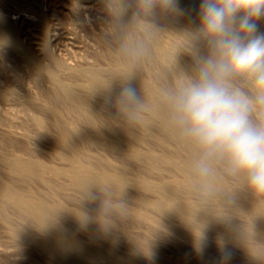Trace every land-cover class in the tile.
Instances as JSON below:
<instances>
[{
	"label": "rangeland",
	"instance_id": "1",
	"mask_svg": "<svg viewBox=\"0 0 264 264\" xmlns=\"http://www.w3.org/2000/svg\"><path fill=\"white\" fill-rule=\"evenodd\" d=\"M200 1L201 0H194V5L200 6ZM177 8H178V10L167 11V12L160 11L159 9H157L155 15L146 16L141 9L140 0H122V1L121 0H0V25L2 28H4V31H6L5 33L7 35H9L12 39V43H10L7 40H5L0 33V187L1 188L3 187V189L8 190L10 192L14 190L11 193L7 192L8 193L6 195L7 197L1 196V198H0V264H58L56 261H53V259L51 260V258H49V256H47V254H45V252L43 253V250L40 247H37V245H38L37 242H39L38 240H36L37 242L34 241L35 238L36 239L40 238L39 240H42L41 236L43 235V233L46 234L49 230V228L47 230L46 227L43 228L41 225L38 229V227H37V225L39 226V224H37L38 220L35 219V217H33L34 215L32 213H30V212L34 213L35 210H38L37 206L39 207L40 205H44V204H48V205L53 204L52 206L51 205H49V206L53 207L54 209L56 208V206L57 207L62 206L63 208H65V210H67L66 212H69V213L71 212V213H70V215L65 214L66 212L63 213L65 211L64 210L63 212H60V214H63V215L65 214L66 216L68 215L70 217H73L76 214H77V216H79L78 214L82 215V213H87V219H85V223H89V224L84 225L83 224L84 219L81 216L80 217L82 218V220L79 219V221H81L82 225L78 224V223H80V222H78V217H77V220H76V217H74L75 219L72 218V220H69V219H71L69 217V219H68L69 221H67L68 217L66 218V216L64 217L63 215H61L62 218H60L61 216H59V220H57V221L59 222L60 219H62L61 221L63 223V227L61 225V222L53 224V221H51L52 225L50 226L52 228V230H53L54 225H56V227L58 229H60L62 227V231L60 229L61 233L58 229L57 230L55 229L56 227H54V230L56 232H54L50 229L49 232L52 231V233L46 234V236L44 234L42 236L43 238L47 237L48 235L53 236V238H56L57 235L59 234L61 236L60 237L58 235L59 239H61L63 236V238H68L69 240H71L72 238L74 239V236L77 235L75 238L77 239V237H78V239H77L78 241L80 240V242H82L83 244L86 243L85 246H87L89 243H92L91 246H93L92 248L95 249L94 246L100 244V246H96V248L100 247V248L104 249L103 247L108 245V247L106 246V248H105L106 255L112 254L110 252H112L113 248L115 251V253L113 252V254H116V255L118 254V258H116L114 255H113L114 257L112 255H110L109 256L110 260H109V257L107 258L106 255H104V256L107 259L104 258L103 255H102L103 256L102 258H101V256H100V258H97L95 256L94 257L92 256L90 258L89 255H88L89 257H87L85 255L84 258H83V256L81 257L83 259H81L80 257H79L80 258L79 259L77 257L78 259L77 258H76V260L74 259L73 260L74 262H72V263L70 262L71 264H118L117 260L123 261L124 264L125 263L127 264V262H129L128 264H155V262H158L157 264H159V263L162 264V261H164V259L166 261L168 259V257L170 260L168 259V261L165 262L166 264H172V263L175 264V262H180L181 264L182 263H185V264L190 263L191 264V261H190L191 257H192V259H194V261L198 260L197 264H199V263H201V264H221V263L222 264H228V262H229V264H259V262H261V261H262L261 263L264 264V259L261 257L262 256L261 255L262 245L264 247V244H263L264 243V238H263L264 233H261V231L264 228V225L260 226L261 228L263 227L262 229L258 225H256V224H262L264 221L261 222L258 218V214H255L257 210L260 212V210H262L264 208V204H263L264 203L263 202L264 201V193H255L252 189H250L248 187V185L246 184L247 182H246L245 178H241V176H237L238 177L237 178L236 176L229 175L228 171H227L228 166L226 165V161H223V159H220L216 156L215 157L208 156L209 158L207 156L203 157L205 152L203 149H201V147L198 144L195 145L196 147L199 146L198 148H196V151L200 150L202 152L199 151L200 152L199 153L198 151L197 152L195 150L193 151V149L195 148L194 144H196V143L193 144V142H195V141L190 139V137H188L189 140H185L186 143L182 139L181 140L182 144H181L180 143L181 141L179 140L181 138L177 137L178 135L176 137L171 136V135H176L178 132H180V129H176V127L174 126V124H173L172 120L170 119V117L168 116V114L164 113L165 114V116H164V114L161 113L162 111L160 112V111L156 110V112L158 111V113H156V112H154L155 109H152L155 107L158 108V107H160V105H161V107H163L162 104H160L161 102L158 103L159 98H157V96H156L157 94H155V93H159V95L163 94L162 96H165V95H167L168 97L172 96L171 98L173 99L174 95L178 92V90L181 89L182 87H184L188 83V81L191 77H194L196 75L198 58L199 57H207L210 55V45L208 44L207 38L204 37L203 35L199 34V32H198L199 25H200V16H198L197 13H195L191 10L188 11L187 9L183 8L179 1H177ZM125 9H126V11H124ZM136 9H138V10H136ZM120 12H121V14H120ZM126 16H128V17H126ZM162 18H163V20H162ZM164 20H166V21H164ZM260 20H264V17H261ZM131 26L133 27V29L131 28ZM146 26H147V28H146ZM5 27L8 29V32H7ZM171 30L173 33L171 32ZM258 30H259V32L264 33L263 32L264 26L262 27V25H259ZM117 35H118V37H117ZM152 36L153 37L155 36L156 41L159 37L157 43L155 42V39ZM122 39H124V42ZM159 41H162V42H159ZM123 43H124V45H123ZM154 43H156V45H154ZM158 43H159V45H158ZM161 43H163V44H161ZM120 44H121V46H120ZM164 45H165V47H167V49H165V50L162 49V48H165V47H162ZM126 46H128L129 48ZM188 47H189V49H188ZM159 48L161 50H159ZM163 51H165V54L163 53ZM172 52L174 55L172 54ZM127 53L130 54L132 60L134 59L133 61L135 62V64H130V62H128L129 61V54H127ZM153 53H154V55H153ZM207 53H209V55ZM160 54H162V55H160ZM164 55H167V56L170 55V57L167 58V56L165 57ZM171 55L173 57H171ZM169 58H171V59H169ZM127 62H128V65L126 66ZM168 62H170L169 63L170 66H169ZM121 64H123V65H121ZM137 64L140 68L137 66ZM131 65L133 68L131 67ZM134 65L138 68H136ZM125 66L127 67L126 68L127 70L125 69ZM129 68H132V70ZM142 68H143V70H142ZM138 69H140V70H138ZM124 70L127 71V73H126L127 75H123V73H121V72H125ZM142 71H143V73H142ZM88 72H92V73L90 74ZM93 73L96 76V78L97 77H101V78L104 77L105 80L107 79V81H104V79H103V81H101L102 79L98 78V80L100 81L98 83L102 82L105 84V87L108 88V89H106V92L102 90L105 93L102 92L103 93L102 94L100 92L101 94H99L98 91L93 90L89 86V85L92 86V82H91V79L89 77H87V75L89 76V74L92 75ZM96 73L97 74L100 73V74L96 75ZM114 73L115 74L116 73L122 74L124 76V78L128 79V81H125L123 79V77H121L122 75H120V74L114 75ZM112 75H114V77H112ZM118 76L121 77L122 79H120ZM127 76H129V77L131 76V77L129 78ZM132 77H134L133 79H138L136 82L141 80L138 83L144 82L145 84H147L146 85L147 87H144L146 89L142 90V91H145L148 96L147 95L145 96V93L140 90L143 87H138V83H136L135 80L133 82V79H131ZM108 78L110 81H108ZM110 78L112 80H113V78H116V80L114 79V81H116L115 85H118L119 83L122 84L124 81H125V83H123V84H125V85L122 84L123 85L122 86L119 84L120 86H122L121 88H120V86H118L119 88L117 86L115 87V85L113 84V81ZM117 79H118V84H117ZM151 80H153V81H151ZM108 82L112 83L113 85L112 84L109 85ZM179 82L181 83V85ZM134 83L137 84V85L135 84V86H137V88H134L135 87ZM106 84H108L109 87H107L108 85L106 86ZM233 84L235 87L241 89L242 91L247 93L249 96L252 95V86H251V83L249 80H246L245 78H242V77H236L233 79ZM71 86H73L74 88ZM128 86L133 87L135 90L137 89L136 91H138V92L140 91L139 93L136 92V94L138 93L137 94V101L139 102V103L137 102L136 105L138 107H139V105H141V107L143 109L141 108V111H140V108L138 109V108L134 107V111L136 112V113H134L133 109H131V108H133V106H135V105H132V106H126L125 105L124 106L125 109H123V110L121 109L123 111L121 114V112H120L121 110L119 111V109L117 107H115V105H114L115 102H113V100L116 101V99H117L116 97L119 96L122 89L125 87H128ZM103 87H104V85H103ZM148 87H149V89H147ZM248 87L251 89H249ZM138 88H140V89H138ZM89 89H91V90H89ZM100 90H101V87H100ZM104 90H105V88H104ZM107 90H110L111 93H110V91L107 92ZM149 90H151L155 93H153ZM91 91L94 93L92 94ZM114 91H116L115 92L116 95L113 93ZM118 92H119V94L117 95ZM109 93L114 99L109 95ZM112 93H113V95H112ZM148 93H150V95L152 97L149 96ZM151 93H153L155 96L152 95ZM67 94H68V96H67ZM105 94H106L107 98L104 97ZM141 94L143 95L142 97L144 98V100L142 97H140ZM64 96H66V97H64ZM78 96L81 97V100H80L81 103H79V104H82L81 106H78L77 105L78 103L76 104V102L73 101V100H75L73 98H76V100H77ZM67 97H68V100H66ZM149 97L151 100L148 99ZM109 98L113 99L112 103L107 102V100ZM145 100L147 102L149 101L150 104L145 102ZM142 102H145L147 105H150V106L145 107L146 104L142 103ZM157 104H158V107H157ZM154 105H156V106L154 107ZM126 108H129V110L131 112L129 110H126ZM146 108H148V109H146ZM160 108H158V109L160 110ZM161 110H162V108H161ZM124 112H127V113L123 114ZM163 112H165L164 109H163ZM150 113H152L151 117H150V115H151ZM128 114L135 116L136 119H135V117L133 118V116H130ZM153 114H154V116H155V114H156V116H158L157 114H160V115L158 116V118L157 117L154 118ZM162 114L164 116V118H162L163 122L161 120ZM258 115L260 116L261 119H264V112L259 113ZM151 118L155 119V120L150 121ZM159 118L161 121L159 120ZM252 118H253V121L255 122L256 121V115H254ZM140 120L144 121L145 125L147 124L146 120L150 121V122H148V124L149 123H152V124H149V126L147 124L145 126L143 124V122L141 123ZM156 120H159L160 122H158ZM166 122H167V126L170 125V127L169 126L166 127L165 125H163ZM168 122H169V124H168ZM157 123H161V125L157 124ZM147 126L149 128L153 127L152 129H150L151 131L149 130V128ZM161 127H162V129H161ZM147 128H148V130H147ZM156 128L157 129L159 128V130H158L159 132H160V130L166 129L167 131L166 130L165 131L163 130L164 132L162 131L163 137L165 136L164 133L165 134L167 133L166 134V136L168 135L167 138L170 137V139H171V137H172L171 140L169 138L168 139L170 141H172V140L173 141L172 142H170L169 140L167 141L165 139L166 137H164V140H163L162 136L160 135L161 132L158 133ZM167 128H173L172 130L170 129V131H172V132L168 131L169 129H167ZM152 130H153V133H151ZM129 131H131V133H129ZM173 131H175L176 134H174ZM181 131H182V129H181ZM155 132L158 133V136H156L157 134ZM63 133H64V135H63ZM169 133H170V136H169ZM61 134H62V136H59ZM65 134L67 135L66 137L68 139L65 137ZM151 134H153V136L154 137L156 136V137L155 138L153 136L151 137ZM91 136H93V137H91ZM97 136L100 138H98ZM173 137H175V138H173ZM158 138L160 139L161 142L160 141L157 142ZM60 139L67 140L69 142L64 143V141H62ZM92 139L94 142L92 141ZM122 140H123V142H122ZM174 140L176 141V144H174L175 143ZM191 140L193 142H191ZM113 141L116 142L115 143L116 147L114 146ZM163 141H167V142L164 143ZM183 141H184V143H183ZM117 142H118V144H117ZM120 142H122V143H120ZM168 142H170V143H168ZM70 143H71V145H70ZM162 143H164V145ZM167 143L170 147L172 145V147H171L172 151H173V149H175V151L178 150V151H176V153L173 151L175 154H177L180 150V152L178 154H179V156L184 157V158H182L183 162L185 160L191 161L194 164L196 162V165H195L196 168L195 167L194 168L197 171L199 170L198 166H200L202 164V162L203 163H207V162L211 163L213 161L212 162L213 164L210 165V163H209V168L211 166V168L209 170L211 171L213 168H215L212 171L213 173H215L216 172L215 170L219 164V163L216 164V162L223 161V162H221L222 165L220 164L218 166L219 170L217 169V172L221 171L220 173L222 175H219V173L216 175V173H215L214 174L215 176L214 175L212 176L211 172L209 171L210 176H208L206 178H208V181L211 184H209L208 182L204 183V181L207 180L206 178L204 180L205 176H201L198 173L199 171L197 172L195 169H193V168L191 169L190 163H187V161H185V163L183 164L181 162V160H179V158L181 159V157H178L175 161V160H173L174 157L171 158V156L169 157V155L166 156L165 153L169 154L168 152H170V147L166 145ZM171 143H173L174 145ZM187 143L188 144L190 143V144L188 145ZM74 144H76V146H74L75 149L72 148L73 147L72 145H74ZM178 145H181V146H179L180 147L179 149H176ZM65 146H67V147H65ZM70 146H72V147H70ZM110 146H113L115 148H112ZM133 146H135V147H133ZM182 146H183V148H182ZM188 146H189V148H188ZM173 147H175V148H173ZM70 148H72V149L70 150ZM190 148H191V150L188 151V149H190ZM76 149H79L78 154L76 153L77 151H75ZM128 149H130V150H128ZM131 150H133V151L136 150V151L133 152ZM143 150H145V151H143ZM181 150H184L182 155H181V152H182ZM71 151L73 153L75 152L74 155ZM137 151L139 152L138 154H137ZM172 151L170 152V155L172 153V156H174L175 154L173 155ZM151 152H153L155 154L152 153V155H149V154H151ZM146 153H147V156L149 155L148 158L150 159V157L152 156L151 159L153 158V160L157 159L159 157V156H156L157 158H154L153 155H159L160 154L159 159L165 158L166 162L164 161V159L162 161H164L165 163H163L161 161V159L159 161L157 159V163H155L156 161H153L154 162V164H153L152 160L149 163V159L146 158L147 157ZM189 153H190V155H189ZM194 153L197 156H194L195 155ZM201 153L203 155H200ZM162 154H164V156H166V157H164ZM178 154H177V156H178ZM134 155L136 157H134ZM188 155L190 156V160L187 159V158H189ZM191 155H193L194 158L195 157L196 158L194 159L193 156H191ZM143 156H146V157H143ZM140 157L142 158V160H140L141 159ZM200 157H201V159H200ZM206 157L209 159V161L204 162L205 160H208V159H205ZM80 158H82V160ZM137 158H139V160ZM202 158H204V159H202ZM210 158H211V160H210ZM215 158H218V159L214 160ZM3 159H5V160H3ZM20 159H21L22 164H23V162L25 163L26 160H28V162H31V166H32V162L33 163L35 162L34 165H37V164L40 165L41 164L43 166L42 170H40L41 165L40 166L37 165V168L39 166L38 170H40L39 171L40 174H38L39 172L37 173L38 170H36L37 169L36 166H32V168H31L29 163H28V166H30L31 169L35 168L34 170L28 169L27 170L28 173L30 171L29 174L27 173L26 170H22L21 168H19L20 165L17 166V164H20V162H18ZM74 159H76V160H74ZM146 159H148V161H146ZM168 159L172 160V162L173 161H175V162L173 164H172V162H171V164H168L167 163V161H169ZM68 160H71V161H68ZM201 160H202V162H201ZM15 163H17V164H15ZM77 163L79 164V166H77L78 165ZM169 163H170V161H169ZM25 164L27 165V163H25ZM149 164H151V165L149 166ZM108 165L110 166V168ZM176 165L178 166V168ZM212 165H213V168H212ZM75 166L77 168L76 170H75ZM81 166H83V170H81L82 169ZM84 166H85L86 171L84 169ZM87 166H88V168H87ZM98 166H99V168H98ZM103 166H104V169H103ZM147 166H148V168H147ZM185 166H186V169H185ZM89 167L92 169V171H94L93 175H92V173H91V175H89L90 174L89 172L91 171V169H89ZM18 168L20 169V172H19ZM179 168H181L182 170H184V169L187 171L189 170V173L191 171V173H190L191 175H189V173L185 174L187 172V171L185 172V170L183 173V171H181V169H179ZM43 169H45V170L43 171ZM100 169H101V172H100ZM24 171H25V173H24ZM33 171H35V173H37V174H35ZM77 171H80V173L78 172V175H77V173L74 174V172H77ZM81 171H84V172H81ZM123 171H124V173H123ZM108 172H110V173H108ZM125 172H127L128 175ZM71 173H73L74 175L73 174L71 175ZM180 173H182V174H180ZM192 173H195L196 174V175L194 174L195 176H198L197 174H199V177L193 176ZM19 174H20V176H19ZM84 174L87 177V180H88L89 176H93L94 179L98 180L97 184H100V185H106L107 184L106 186H110L112 184L113 190H115L114 188H116V187H114L115 184L117 183L116 181H120V183H117L116 186L118 184L120 185L121 183L125 184L126 182H127V184H129V185L126 184L125 186L120 185L121 188H119V185H118L117 189H120L121 191L115 190V193L119 192L118 194L117 193L116 194L117 195L121 194V199L128 205L127 213L123 218L113 216L112 222L108 223V224H104V225H102L99 222V220H98L99 203H100L99 200L91 201V200H88L87 198H85L83 193H82L83 189L84 190L86 189L83 187V186H85V184L82 185V183L78 182V181L82 182L84 180L83 182L85 183L86 179L82 178L84 176ZM184 174H185V176H184ZM186 175H188V176H186ZM77 176H78V181H76V182L73 181V180L77 179ZM95 176H96V178H95ZM138 176H139V178H138ZM189 176L192 178L195 177L196 179L195 178H194V180L188 179ZM211 176L214 177L213 178L214 180H216V184L218 185V186L216 185L217 188L219 187L218 183H220V181L217 182L219 179L217 178L218 179L217 180L215 178L217 176H219V178L222 176L221 177L222 178L221 183H220L224 187V188L221 187V188H223V189H221L222 192L226 189V185L229 186V187L227 186V188H229V189H227L226 191H229V190L231 191V188H232L231 186L236 184V182H238L239 180L242 181L241 179H243V181H244V179H245V181H244L245 183L239 181V183L241 185L239 183H237V185H236V187L238 188V187H242V183H243V185L245 184L244 186L246 187V189L244 186L242 187L244 192L246 193L245 195L243 194V192H241L242 194L240 193L241 195L239 196V190H242V188H238L239 190H237V188L235 186H234L235 190L238 192V194H236L237 192L233 193L234 187L232 188L231 192L230 191L229 192L225 191V192L231 193V194L233 193V194H235V196L238 195V197H242L244 199V201H246V203L248 201H250L251 203L248 202V204L254 205V203L256 201L255 206L258 203V200L262 201L263 203L262 202H259V203H260V205H262L263 208L261 207L262 208L261 209L259 207L260 205H257L256 208L259 207L260 209L255 210V213H253L251 210H252V207H253V209H256V208H254L255 206L251 205L252 206L251 207L250 205L247 204L248 206L251 207V208L249 207L251 209L250 213L252 212L251 213L252 215L255 214V215H253L255 217H253L252 215L249 217L250 213L248 210V212H246V214L248 213L247 214L249 217V219H248V217L246 216V214L244 212L246 210L247 206L244 204L245 202L242 200V198H241L242 201H240L239 199H237L238 197L234 198L235 196L231 195V194H230L231 195V197H230L229 195L225 194V192H224L225 195H223V194L220 195V193H222V192H221V190L220 191L217 190L216 187H213V188L217 190V191L215 190L216 192H220L218 194L216 193L218 196L215 194V197L217 196L216 198H214L213 196L209 197L210 201L213 204L210 203L209 201H206L204 198H199L196 195L197 187L201 186V185L206 186V184L209 185V186L207 185L206 187H211L212 181H213V179H211L212 181L209 180V177L212 178ZM103 177H105L107 181L103 180ZM116 177L118 178V180H116L117 179ZM202 177H203V179H202ZM239 177L241 179H239ZM80 178H82V180ZM121 180L124 181L125 183L122 182ZM137 180H138V182H137ZM188 180H190L191 182ZM110 181H111V184L108 185V183H110ZM112 181L113 182L115 181V183H113ZM74 182L78 183L79 185H82V186L80 187L78 184H75ZM222 182L224 183L225 186L223 185ZM138 183L139 184L142 183V184L138 185ZM213 183L215 184L214 181H213ZM225 183H227V184H225ZM5 185L6 186L8 185L7 187H9V188H6ZM165 186H166V188H168V190L165 189ZM190 186H194V187L190 188ZM94 187H97L96 183H95ZM94 187H92V188H94ZM122 187H125V188H122ZM147 187H148V189H147ZM182 187L183 188L185 187L184 191L186 189L187 190L189 189L188 191H190V192H188L186 190L185 192L187 193V195H186V193H182L183 192V190H181ZM81 188H82V190H81ZM138 188H140V189L138 190ZM169 188H170V191H169ZM123 189H125V190H123ZM177 189L181 190V193L184 194V195H182L183 198L184 199L186 198V200L188 201L186 203L187 204L186 207L190 206L192 203L196 204L193 207H195V206L197 207L198 204H200V203H202V201H204L203 203L206 206H204L202 203L200 205V207L198 205V208H201V206L203 205L202 211H203V207H204L205 208L204 211L206 213L208 210H210V212L208 211L209 214L207 213L206 215L202 212L201 216L204 217V215H205L206 217H208L210 215L209 218L205 217V219H210V220H212L213 223L210 225L209 223H205L204 221L201 222L198 219V217H197L199 215L198 211H201V209L198 210V208H196L197 210H195V211H197L198 214H196L197 212L195 214L193 213L194 212L193 207H190V208H192V210L189 208L190 211L189 210L184 211V209H187L186 207L184 208L185 205L183 206V204H185L184 201H186V200H184L180 194H175V193H178L180 191V190L177 191ZM218 189H220V187ZM93 190H92V192H93ZM98 190H99V185L94 190L93 193H98L99 192ZM145 191H146V193H145ZM16 192L20 195H18ZM168 193H169V195H168ZM172 193H173V195H172ZM248 193L250 196L247 195ZM250 193H252V194H250ZM10 194L13 197H11ZM158 194H160V196ZM188 194H190L191 196L190 195L188 196ZM29 195H30V197H29ZM162 195H167V197H164V196L162 197ZM226 195L230 197L231 202L233 201L236 204V201L238 200V202H237L238 206L240 205V202H241V205H244L246 207H243V206L240 207L241 206L240 205L239 206L240 208L236 209V208H238L237 204H236V206H237L236 207L235 204L232 202L234 204L233 207L235 206V210H238V211H235L233 207H230V206H232V203H230L231 204L230 206H229V204H228V206L224 205L225 207L223 206V204L219 203L221 206H223V208H225L224 209L225 212H226V209L227 210L229 209L228 211L231 210V213H229L227 211L228 214L227 213H224V215L221 214L220 209L222 207L218 204V201L220 202L219 199L223 198ZM251 195L256 196L255 197L256 200L253 196L251 199ZM20 196H21V200L19 199ZM156 196L158 197V199ZM161 197L163 199L165 198L164 200H167L168 197L169 198L171 197L172 199L171 198L170 199L172 201H173V199L176 200L179 198L178 201L181 200L183 202V204H182V202L180 201L181 203L179 202L180 204H178V205L183 206L182 211L183 212L187 211V213L191 214L192 217L189 214H187L188 216H190L189 218L191 220H192V218H194L193 215L194 216L196 215L195 216L196 220L198 219L200 221V224L201 223L206 224V225H204L205 227L207 226L206 229L203 226V224L201 225V227H198V225H200L198 220L196 223L198 225H195V222H196L195 218H194L195 222L192 223L191 220L188 218V216H186L187 217L186 218L182 212L181 213L184 216L183 218H185V219H183L181 217L182 215L178 216V213L176 211H175L176 212L175 214L178 217L175 216V214L169 212V210H171V209L178 210L181 206H177V204H175V203H178L177 200L175 203H172V201L170 199H168L169 205L167 204V201L161 202L162 200L161 201L159 200V198L162 199ZM187 197H190L189 199L192 201L187 199ZM218 197H220V198L218 199ZM244 197L247 198L248 200L245 199ZM2 198H6L7 200H5V199L2 200ZM11 198H13V199L10 200ZM14 198L17 201H20L21 203L17 202L16 200L15 201L19 205L17 203H15ZM209 198L207 200H209ZM23 199H24V201L22 202ZM26 199L29 201H27ZM35 199H36L37 203H36ZM153 200L154 201L159 200L157 202V204H156V202L153 203V204H156V207L160 206L158 208L159 210L156 209V207L152 208L154 206L151 203V202H154ZM221 200H222L221 203L225 204V202H223L225 200V198H223ZM4 201H6V202H4ZM8 201H9V203H7ZM43 201H44V204H41V202L43 203ZM149 201H150V204H152L151 205L152 207L148 206V205H150V204H148ZM169 201H171V202H169ZM253 201H254V203H252ZM146 202H147V204H146ZM159 202L161 204L166 203V205L170 206L171 209L169 207L166 208L165 204H164L165 207L163 208V205H161ZM207 202H209V205ZM242 202H244V203H242ZM22 203H27V206H29L28 204H30V207H26V205L23 206L24 204H22ZM31 203L32 204L34 203L33 204L34 208L32 207L33 209H31V206H32ZM35 203L36 204L39 203V204L36 205ZM170 203L172 205H170ZM188 203H189V205H188ZM54 205H56V206H54ZM49 206L46 205L45 209L43 206H40L39 210L42 209V210L47 211V208L49 209ZM17 207H19V208H17ZM24 207L27 208L26 211L27 210L30 211V212L27 211L30 214H27L26 211L23 210ZM62 207H59L60 211L63 210ZM177 207H179V208L177 209ZM206 207L212 208V209L207 208L208 210H206ZM228 207H230L231 209ZM162 208L166 209V210H163ZM56 209H58V208H56ZM133 209L134 210L137 209V211H139V209H140V211H139L140 213H141V210H144L147 212L143 211V213H141L142 217L139 218V216H141L140 213L138 212L139 214H137L136 213L137 211H135V213H136L135 214L134 212H132V211H134ZM68 210H70V211H68ZM72 210H73V212H72ZM160 210L161 211L163 210V212L168 211L167 214L173 215V216L171 215V217H172V218L170 217L171 219L169 218L172 222L170 220L169 221H170V223H172L173 228H175L176 230L175 229L172 230L171 229L172 225L168 224L169 222H167V220H168L169 216L166 213L164 214L162 212L163 218H161L162 215L160 214L161 213ZM174 210H171V211H174ZM233 210H234V212H236L237 215L232 212ZM158 211H159V213H158ZM191 211H193L192 212L193 214L190 213ZM258 211H257V213H258ZM75 212H77V213L75 214ZM239 212L242 214L243 213L245 214V217H247L246 220H245L244 215H242V214L241 215L243 217L241 219V217H240L241 215L239 214ZM31 214L33 215L32 217L37 222L34 221L32 219V217H29V215L31 216ZM148 214L149 215L151 214L150 223L147 222L149 220V218H145V217H147L146 215H148ZM184 214H186V213H184ZM226 214L227 215L233 214L232 219L235 218L234 223H232L233 221L230 219L231 215H229V218H228V216H226V218L223 217ZM159 215H161V216L159 217ZM220 215H222V217ZM53 216L55 217L56 215H53ZM153 216L155 219H157V220L153 219L154 220L153 222L155 223V221H158L159 222L158 225H156L157 222L155 224L154 223L152 224L151 221H152ZM165 216L167 217V220H166V218H164ZM199 217H200V215H199ZM55 218L58 219L57 216ZM55 218L52 219L50 217V220L56 221ZM174 218H176V219H174ZM177 218H180V219H177ZM73 219L78 223H75V221ZM143 219H145V220L148 219V220L145 221ZM162 219H164V220H162ZM187 219L190 220L191 224H193L195 226L192 228V230L194 228L196 229L198 227L199 230H197V229L196 230L194 229V230L196 232L198 231L200 233L197 234V233H195L194 230L192 233V230H190L188 227L191 228L193 225L191 226L190 222H188L190 224V226H189V224L187 223V221H188ZM221 219H222V221L220 222ZM64 220H65V222H64ZM176 220L177 221L180 220L182 223L184 222V220H186L185 223H183V224L178 222L179 225L185 224L184 225L185 227L182 226L183 227L182 228L181 226H178V224L175 223ZM194 220H192V221H194ZM224 220H226V221L224 222ZM258 220L260 221V223ZM72 221L74 222V224ZM70 222H72V223H70ZM165 222H167V223H165ZM173 222L175 223V225L173 224ZM223 222L226 224L228 222L230 227L232 224H234V225H232L233 227H235V225H236V226H238V229L242 228V230H241L242 232L239 233L238 231H236L232 227V229H234V231L237 232L239 237H240L241 233L245 232L244 235L241 234L242 239L244 237L246 239L247 234H249L251 237L254 235H251L250 233H252V232H254L252 234L256 233L253 238L251 237L252 240L250 237L249 238L247 237V241H248V243L250 242L253 245V248L257 245L256 243L259 242L261 244V245L258 244V247L256 246L257 248H254V249H259V247L261 246L259 249V254H257L258 252L256 250L252 249L251 244L247 243L248 244V245L246 244L247 246L244 245L247 242V241H244V239L242 240V242L244 244H242V242L239 243V240L241 238L237 239L238 235H236L237 237H235L236 233L232 229H230L229 233H227L228 235H226V232H223V230L228 232V229L230 227L227 225L226 226L229 228H227L225 225L223 226L222 225ZM93 223H94V225H93ZM59 224L61 227L59 226ZM167 224H168V226L170 225V227H168ZM71 225H74V227ZM77 225H79V226H77ZM96 225H97V227H96ZM64 226H66V228L70 227L72 229L71 232L65 231L66 228ZM176 226L179 227V230H180V228L183 229V230H181L182 232H180L176 228ZM41 227H42V229H44V230L46 229L47 231L40 229ZM163 227L167 228V230L166 229L164 230ZM223 227H225V228H223ZM184 228H186L187 230H190V231L189 232H187V231L183 232L184 230H186ZM90 230L93 233H91ZM207 230H210L211 235H213V236H210V234H209L210 231H207ZM231 230L234 233L230 232ZM245 230L247 232L249 231L250 233H247ZM259 230H260V232H259ZM22 231H25L27 236H28L27 231L29 233H31L29 235V237L31 236L30 237L31 240H27V239L23 238ZM64 231L66 233V234L64 233L66 235V237H64V234H63ZM165 231H167V232H165ZM178 231H179V234H175V233H178ZM25 232H23V233L25 234ZM72 232L74 233L73 237L71 236L73 234ZM212 232H214V233L212 234ZM257 232L262 234L263 237L260 236L262 240L260 239V237L256 238V236L258 235ZM262 232H264V231H262ZM13 233H16V234H13ZM17 233H19L20 235H17ZM55 233H56V235H55ZM67 233H68V235L70 234V236L72 238L69 237L67 235ZM230 233H232L234 235V237H228L231 235ZM51 234H53V235H51ZM199 234H201V235H199ZM217 238H218V241H215V239H217ZM133 239L137 240L134 242V244H132L134 241ZM32 241L35 243H33ZM78 241H76V242H78ZM104 241H105V243H104L105 245L103 244ZM138 241L140 243H145L146 245L141 244V246H142L141 247L140 243ZM80 242H78V243H80ZM108 242L111 243V246L114 243L113 247L112 248L110 247L111 249H108L109 248ZM136 242H138V244ZM220 242H222V243H220ZM106 243H108V244H106ZM101 244H103V246H101ZM135 245H136V247H135ZM137 245H139L140 247H137ZM143 245H145V247ZM249 245H251L250 248H249ZM147 246H148V250L150 251V253L148 250H146L145 251L146 255L148 253L149 254H148V256H145V255L143 256V254H145V253L143 252V254H142V251H144V248H147ZM136 248L137 249L139 248V250L141 248L143 250L142 251L140 250V253L139 252L137 253ZM198 248L200 251L198 250L199 253H198V255L195 256L194 253H197V251H195V249L197 250ZM106 249H107V251H106ZM108 251H110V252H108ZM262 251H264V249ZM105 252H104V254H105ZM107 252H108V254H107ZM184 253H185V255H188V256H186V259L184 261H187L190 258L188 260L189 263H186L184 261L183 262L180 261V260H183L185 258ZM199 254L201 257L199 256ZM249 254H250V256H249ZM255 254H257V255H255ZM193 255L195 257H197V256L198 257L195 259V257ZM246 255H247V258L249 256V259H250L251 255L254 256L253 259L251 257L252 263H248L249 259L245 258ZM120 256H122L121 259H119ZM159 256H161V257H159ZM162 256L164 259H162ZM164 256H166L167 258ZM175 256L180 257V259L176 258V261L174 260V262H173V259H175L173 257H175ZM85 257H87V258L85 259ZM111 257L115 259L114 262L112 261ZM199 257H200V260H202L204 263H202L201 261L199 262ZM181 258H183V259H181ZM203 258H205L206 260ZM256 258H260V259L256 260ZM178 259H179V261H177ZM77 260H78V262H77ZM125 260H127V261L125 262ZM160 260H162V261H160ZM253 260H255V261H253ZM165 263H163V264H165ZM195 263L196 262H194V264Z\"/></svg>",
	"mask_w": 264,
	"mask_h": 264
},
{
	"label": "clouds",
	"instance_id": "2",
	"mask_svg": "<svg viewBox=\"0 0 264 264\" xmlns=\"http://www.w3.org/2000/svg\"><path fill=\"white\" fill-rule=\"evenodd\" d=\"M143 13L153 16L156 10H178L177 0H140ZM198 32L207 38L210 55L199 57L196 75L173 97L177 120L185 134L194 140L206 156L226 161L228 174L243 176L255 193H264V33L256 23L264 17V0H201ZM249 80L252 95L237 88L233 79ZM112 103L111 99L107 100ZM137 103L136 90L122 89L115 101L118 109ZM256 115V121L253 116ZM207 176L206 164L199 167ZM91 201L99 200V222L123 218L128 205L110 186L99 185L93 193L83 192ZM214 188L198 186L196 195L214 196ZM231 203L225 197V206ZM87 219V213H82Z\"/></svg>",
	"mask_w": 264,
	"mask_h": 264
},
{
	"label": "bare ground",
	"instance_id": "3",
	"mask_svg": "<svg viewBox=\"0 0 264 264\" xmlns=\"http://www.w3.org/2000/svg\"><path fill=\"white\" fill-rule=\"evenodd\" d=\"M121 1H122V0H121ZM177 1H179V2L181 3V5H182L183 8L187 9L188 11L191 10V11L197 13L198 16H199V7H200V6H199V5H194V0H177ZM126 2H127V1H126ZM130 2H131V1H130ZM133 2H134V1H133ZM195 2H196V1H195ZM136 3H137V2H136ZM200 3H201V1H200ZM125 4H126V3H125ZM134 4H135V3H134ZM138 5H139V4H138ZM115 7H116V6H115ZM124 7H125V6H124ZM127 7H128V6H127ZM128 8H129V7H128ZM134 8H135V7H134ZM138 8H139V7H138ZM119 9H120V8H119ZM129 9H130V8H129ZM136 10H138V9H136ZM139 10H140V9H139ZM124 11H126V9H125ZM188 11H187V12H188ZM191 11H190V12H191ZM128 12H129V11H128ZM125 13H126V12H125ZM115 14H116V13H115ZM117 14H118V13H117ZM120 14H121V12H120ZM126 14H127V13H126ZM132 14H133V13H132ZM132 14H131V15H132ZM189 14H190V13H189ZM122 16H123V15H122ZM196 16H197V15H196ZM126 17H128V16H126ZM112 18H113V17H112ZM116 18H117V17H116ZM117 19H118V18H117ZM119 19H120V18H119ZM198 19H199V18H198ZM162 20H163V18H162ZM115 21H116V20H115ZM130 21H131V20H130ZM164 21H166V20H164ZM143 22H144V21H143ZM116 23H117V22H116ZM131 23H132V22H131ZM196 23H197V22H196ZM256 23H257L258 27H259V25H262V27L264 26V20H260V19H259V20L256 21ZM118 24H119V23H118ZM143 24H144V23H143ZM197 25H198V24H197ZM4 26H5V25H4ZM123 26H124V25H123ZM121 27H122V26H121ZM143 27H144V26H143ZM5 28H6V27H5ZM131 28L133 29L132 26H131ZM146 28H147V26H146ZM172 28H173V27H172ZM259 29H260V28H259ZM0 30H1L0 33H1V35L3 36V38H4L5 40H7L8 42L12 43V39H11V37L5 33L6 31H4V28H2L1 25H0ZM6 30H7V32H8V29H7V28H6ZM123 30H124V29H123ZM142 30H143V29H142ZM144 30H145V29H144ZM173 30H174V29H173ZM135 31H136V30H135ZM137 31H138V30H137ZM150 31H151V30H150ZM158 31H159V30H158ZM166 31H167V30H166ZM258 31H259V30H258ZM144 32H145V31H144ZM144 32H143V33H144ZM171 32H172V30H171ZM177 32H178V31H177ZM263 32H264V30H263ZM172 33H173V32H172ZM11 34H12V33H11ZM121 34H122V33H121ZM177 34H178V33H177ZM126 35H127V34H126ZM142 36H143V35H142ZM155 36H156V35H155ZM155 36H154V37L152 36V37L155 39ZM168 36H169V35H168ZM171 36H172V35H171ZM13 37H14V36H13ZM117 37H118V35H117ZM120 37H121V36H120ZM145 37H146V36H145ZM148 37H149V36H148ZM180 37H181V36H180ZM156 38H157V37H156ZM181 38H182V37H181ZM126 39H127V38H126ZM147 39H148V38H147ZM158 39H159V37H158ZM158 39H157V41H156V39H155V42H156V43L158 42ZM164 39H165V38H164ZM175 39H176V38H175ZM178 39H179V38H178ZM14 40H15V39H14ZM122 40H123V42H124V39H122ZM169 40H170V39H169ZM118 41H119V40H118ZM149 41H150V40H149ZM189 41H190V40H189ZM119 42H120V41H119ZM126 42H127V41H126ZM159 42H162V41H159ZM180 42H181V41H180ZM13 43H14V42H13ZM15 43H16V42H15ZM156 43H154V45H156ZM161 44H163V43H161ZM167 44H168V43H167ZM118 45H119V44H118ZM123 45H124V43H123ZM158 45H159V43H158ZM195 45H196V44H195ZM120 46H121V44H120ZM145 46H146V45H145ZM148 46H149V45H148ZM160 46H161V45H160ZM19 47H20V46H19ZM126 47H128V46H126ZM157 47H158V46H157ZM162 47H165V45L162 46ZM200 47H201V46H200ZM120 48H121V47H120ZM128 48H129V47H128ZM147 48H148V47H147ZM162 49L165 50V49H167V47L162 48ZM188 49H189V47H188ZM128 50H129V49H128ZM154 50H155V49H154ZM159 50H161V49L159 48ZM155 51H156V50H155ZM190 51H191V50H190ZM194 51H195V50H194ZM126 52H127V51H126ZM170 52H171V51H170ZM176 52H177V51H176ZM163 53L165 54V51H163ZM122 54H123V53H122ZM127 54H129V53H127ZM168 54H169V53H168ZM172 54H173V52H172ZM195 54H196V53H195ZM207 54L209 55V53H207ZM153 55H154V53H153ZM156 55H157V54H156ZM160 55H162V54H160ZM173 55H174V54H173ZM158 56H159V55H158ZM164 56L166 57L167 55H164ZM164 56H163V57H164ZM156 57H157V56H156ZM156 57H155V58H156ZM168 57H170V55H168L167 58H168ZM171 57H173V56L171 55ZM174 57H175V56H174ZM192 58H193V57H192ZM169 59H171V58H169ZM169 59H168V60H169ZM133 60H134V59H133ZM133 60H132V58H131V56H130V54H129V61H128V62H130V64H135V62H134ZM166 60H167V59H166ZM122 62H123V61H122ZM128 62H127V64H126V66L128 65ZM157 63H158V62H157ZM162 63H163V62H162ZM169 63H170V62H168V64H169ZM121 65H123V64H121ZM158 65H159V64H158ZM126 66H125V69L127 68ZM129 66H130V65H129ZM134 66H135V65H134ZM137 66H138V64H137ZM169 66H170V64H169ZM178 66H179V65H178ZM131 67H132V65H131ZM135 67H136V66H135ZM135 67H134V68H135ZM138 67H139V66H138ZM138 67H136V68H138ZM173 67H174V66H173ZM190 67H191V66H190ZM132 68H133V67H132ZM132 68H129V69L132 70ZM139 68H140V67H139ZM114 69H115V68H114ZM121 70H122V69H121ZM126 70H127V69H126ZM126 70H124L125 72H121V73H123V75H127V74H126V73H127ZM138 70H140V69H138ZM142 70H143V68H142ZM171 70H172V69H171ZM173 70H174V69H173ZM87 71H88V70H87ZM95 71H96V70H95ZM137 72H138V71H137ZM146 72H147V71H146ZM146 72H145V73H146ZM182 72H183V71H182ZM48 73H49V72H48ZM88 73L91 74L92 72H88ZM100 73H101V72H100ZM100 73H98V74L96 73V75H99ZM111 73H112V72H111ZM124 73H125V74H124ZM135 73H136V72H135ZM142 73H143V71H142ZM142 73H141V74H142ZM84 74H85V73H84ZM90 74H89V76L87 75V77H89V78L91 79L92 86H91V85H89V86H90L93 90L98 91L99 94H101L103 91L106 92V89H108V88L105 87V84L102 83V82H101V83H98V82H100V81L98 80V78H101V77H97V78H96V76L94 75V73H93L92 75H90ZM117 74H118V73H116V74L114 73V75H117ZM119 74H120V73H119ZM119 74H118V75H119ZM184 74H185V73H184ZM114 75H112V77H114ZM120 75H122V74H120ZM123 75H122L121 77H123V79H124L125 81H128V79L124 78ZM128 75H129V74H128ZM132 75H133V74H132ZM180 75H181V74H180ZM142 76H143V75H142ZM173 76H174V75H173ZM85 77H86V76H85ZM118 77H119V76H118ZM121 77H119V78L122 79ZM127 77H129V76H127ZM130 77H131V76H130ZM130 77H129V78H130ZM89 78H88V79H89ZM133 78H134V77H132L131 79H133ZM140 78H141V77H140ZM191 78H192V77H191ZM101 79H102L101 81H103V79H104V81H107V79L105 80L104 77L101 78ZM110 79H111V78H110ZM114 79L116 80V78H113V80H112V79H111V80L113 81V84L115 85V82H116V81H114ZM174 79H175V78H174ZM134 80H135V82H136L138 79H133V82H134ZM139 80H140V79H139ZM142 80H143V79H142ZM55 81H56V80H55ZM108 81H110L109 78H108ZM112 81H111V82H112ZM120 81H121V80H120ZM120 81H119V82H120ZM125 81H124L123 83H125ZM140 81H141V80H140ZM140 81H138V82H140ZM151 81H153V80H151ZM138 82H136V83H138ZM105 83H106V82H105ZM108 83H109V82H108ZM123 83H122V84H123ZM136 83H134V86H135ZM179 83H180V82H179ZM65 84H66V83H65ZM110 84H112V83H109V85H110ZM113 84H112V85H113ZM117 84H118V79H117ZM119 84H120V83H119ZM119 84H118V85H115V87H116V86L118 87V86L122 85V84H120V85H119ZM176 84H177V83H176ZM184 84H185V83H184ZM63 85H64V84H63ZM87 85H88V84H87ZM101 85H102V86H101ZM103 85H104V87H103ZM107 85H108V84H106V86H107ZM109 85H108L107 87H109ZM112 85H111V86H112ZM123 85H125V84H123ZM123 85H122V86H123ZM136 85H137V84H136ZM146 85H147V84H145L144 82H143V83H138V87H143V88H144V87H147ZM180 85H181V83H180ZM89 86H88V87H89ZM122 86H120V88H121ZM153 86H154V85H153ZM156 86H157V85H156ZM158 86H159V85H158ZM60 87H61V86H60ZM66 87H67V86H66ZM71 87H73V86H71ZM100 87H101V90H100ZM102 87H103V88H102ZM64 88H65V87H64ZM73 88H74V87H73ZM104 88H105V90H104ZM118 88H119V87H118ZM134 88H137V86H135ZM143 88H141V89L138 88V89H140L141 91L146 89V88H144V89H143ZM248 88H249V87H248ZM87 89H88V88H87ZM147 89H149V87H148ZM244 89H245V88H244ZM249 89H251V88H249ZM66 90H67V89H66ZM89 90H91V89H89ZM99 90H100V91H99ZM102 90H103V91H102ZM112 90H113V89H112ZM136 90H137V89H136ZM157 90H158V89H157ZM109 91H110V90H107V92H109ZM146 91H147V90H146ZM149 91H151V90H149ZM91 92H92V91H91ZM100 92H101V93H100ZM105 92H103V93H105ZM115 92H116V91H114L113 93L115 94ZM136 92H138V91H136ZM139 92H140V91H139ZM139 92H138V93H139ZM142 92L145 93V96L147 95L145 91H142ZM142 92H141V93H142ZM151 92H153V91H151ZM64 93H65V92H64ZM64 93H63V94H64ZM93 93H94V92H92V94H93ZM103 93H102V94H103ZM110 93H111V91H110ZM110 93H109V95H110ZM113 93H112V95H113ZM138 93H137V94H138ZM153 93H155V92H153ZM153 93H151V94L154 95ZM78 94H79V93H78ZM81 94H82V93H81ZM118 94H119V92L117 93V95H118ZM148 94H149V96H151L150 93H148ZM155 94H157L156 96H157V98H159L158 103L161 102L160 104H162L163 107H161V105H160V107L162 108V110H161V108L158 107V104H157V107L160 108V110H159L158 108L155 107L156 105H154L155 108H152V109H155L154 112H156V110H158V111H160V112L162 111L161 113H163V114H164V113H165V114H168V116H169L170 119L172 120V122H173L174 126L176 127V129H180V132H178L177 134L175 133V131H173V133L176 134V135H171V136H175V137H176V136L178 135L177 137L181 138V139H179L180 141H181L182 139H183L184 141H185V140H189L188 136H187V135L185 134V132H184L183 127L179 124V122H178V120H177V114H176V111H175V108H174V105H173V99L171 98L172 96H171V97H170V96L168 97L167 95L162 96L163 94L159 95V93H155ZM76 95H77V94H76ZM115 95H116V94H115ZM119 95H120V94H119ZM67 96H68V94H67ZM96 96H97V95H96ZM110 96H111V95H110ZM142 96H143V95L141 94L140 97H142ZM147 96H148V95H147ZM154 96H155V95H154ZM64 97H66V96H64ZM87 97H88V96H87ZM104 97H106V94H105ZM111 97H112V96H111ZM151 97H152V96H151ZM70 98H71V97H70ZM77 98H78L77 100H76V98H73V99H75V100H73V101H75L76 104L78 103V104H77L78 106H81L82 104H79V103H81V101H80V100H81V97L78 96ZM79 98H80V99H79ZM106 98H107V97H106ZM112 98H113V97H112ZM116 98H117V97H116ZM116 98H115V99H116ZM142 98H143V97H142ZM157 98H156V99H157ZM64 99H65V98H64ZM113 99H114V98H113ZM113 99H111V101H112ZM148 99L151 100L150 97H149ZM66 100H68V97L66 98ZM143 100H144V98H143ZM153 100H154V99H153ZM141 101H142V100H141ZM113 102H115V100H113ZM137 102H138V101H137ZM145 102H147V101L145 100ZM145 102H142V103H145ZM151 102H152V101H151ZM82 103H83V102H82ZM138 103H139V102H138ZM147 103L150 104L149 101H148ZM152 103H153V102H152ZM152 103H151V104H152ZM84 104H85V103H84ZM145 104H146V103H145ZM114 105H115V103H114ZM138 105H139V104H138ZM142 105H143V104H142ZM78 106H77V107H78ZM126 106H127V105H126ZM143 106H144V105H143ZM146 106H150V105H147V104H146L145 107H146ZM84 107H85V106H84ZM115 107H116V106H115ZM134 107H136V108H138V109L140 108V111H141V108H142L141 105H139V107H138V106L135 104V106H133V108H131V109H133V111H134ZM136 108H135V109H136ZM86 109H87V108H86ZM121 109L123 110V109H125V108L123 107V108H121ZM121 109H119V111H120ZM142 109H143V108H142ZM146 109H148V108H146ZM146 109H145V110H146ZM163 109H164L165 112H163ZM78 110H79V109H78ZM80 110H81V109H80ZM122 110L120 111L121 114H122V112H123ZM126 110H129V108H126ZM136 110H137V109H136ZM115 111H116V110H115ZM124 111H125V110H124ZM129 111H130V110H129ZM133 111H132V112H133ZM148 111H149V110H148ZM158 111H157L156 113H158ZM84 112H85V111H84ZM130 112H131V111H130ZM152 112H153V111H152ZM126 113H127V112H124L123 114H126ZM134 113H136V112L134 111ZM134 113H133V114H134ZM131 114H132V113H131ZM131 114H128V115L133 116V115H131ZM147 114H148V113H147ZM150 114H151V115H150ZM150 114H149V115H150V117H151V116H152V113H150ZM163 114H162V116H163ZM165 114H164V116H165ZM149 115H148V116H149ZM157 115L159 116L160 114H157ZM87 116H88V115H87ZM158 116H156V114H155V116H154V114H153V117H154V118H155V117L158 118ZM162 116H161V120H162V118H164V116H163V117H162ZM134 117H135V116H133V118H134ZM153 117H152V118H153ZM89 118H90V117H89ZM152 118H151L150 121L155 120V119H152ZM165 118H166V117H165ZM131 119H132V118H131ZM131 119H130V120H131ZM135 119H136V117H135ZM135 119H134V120H135ZM159 120H160V118H159ZM159 120H156V121L160 122L161 120H160V121H159ZM164 120H165V119H164ZM140 121H141V120H140ZM150 121H149V120H148V121L146 120L147 124H148V122H150ZM165 121H166V120H165ZM133 122H134V121H133ZM142 122H143V124L145 125L144 121H141V123H142ZM162 122H163V120H162ZM90 123H91V122H90ZM95 123H96V122H95ZM137 123H138V122H137ZM139 123H140V122H139ZM141 123H140V124H141ZM87 124H88V123H87ZM143 124H142V125H143ZM147 124H146V125H147ZM149 124H152V123H149ZM149 124H148V126H149ZM157 124H160V125H161V123H157ZM168 124H169V122H168ZM88 125H89V124H88ZM146 125H145V126H146ZM163 125H165L166 127H168V126L170 127V125L167 126V122H166L165 124H163ZM148 126H147V127H148ZM165 126H164V127H165ZM120 127H121V126H120ZM142 127H143V126H142ZM158 127H159V126H158ZM172 127H173V126H172ZM74 128H75V127H74ZM110 128H111V127H110ZM144 128H145V127H144ZM148 128H149V127H148ZM148 128H147V130H148ZM152 128H153V127H150L149 130L152 129ZM154 128H155V127H154ZM125 129H126V128H125ZM156 129H157V128H156ZM161 129H162V127H161ZM167 129H169L168 131H170V129L172 130L173 128H167ZM181 129H182V131H181ZM128 130H129V129H128ZM153 130H154V129H153ZM153 130H152L151 133H153ZM158 130H159V128L157 129V131H158ZM163 130L165 131L166 129H163ZM163 130H160L161 133L158 131V133H160V135L162 136L163 140H164V137H166L165 139L168 141V140L170 139V137H168L169 139L167 138V136H168V135L166 136L167 133H166V134L164 133L165 136L163 137V132H164ZM150 131H151V130H150ZM154 131H155V130H154ZM157 131H156V132H157ZM162 131H163V132H162ZM166 131H167V130H166ZM64 132H65V131H64ZM156 132H155V133H156ZM170 132H172V131H170ZM95 133H96V132H95ZM129 133H131V131H129ZM129 133H128V134H129ZM158 133H156V134H157L156 136H158ZM124 134H125V133H124ZM63 135H64V133H63ZM154 135H155V134H154ZM160 135H159V136H160ZM59 136H62V134L59 135ZM66 136H67V135L65 134V137H66ZM68 136H69V135H68ZM129 136H130V135H129ZM149 136H150V135H149ZM152 136H153V134H151V137H152ZM156 136H155V137H156ZM169 136H170V133H169ZM91 137H93V136H91ZM97 137H98V136H97ZM153 137H154V136H153ZM155 137H154V138H155ZM175 137H173V138H175ZM62 138H63V137H62ZM66 138H67V137H66ZM66 138H65V139H66ZM95 138H96V137H95ZM98 138H100V137H98ZM159 138H160V137H159ZM159 138H158V141H157V142L160 141L161 138H160V139H159ZM67 139H68V138H67ZM93 139H94V138H93ZM93 139H92V141H93ZM96 139H97V138H96ZM120 139H121V138H120ZM123 139H124V138H123ZM171 139H172V137H171ZM171 139H170V140H171ZM177 139H178V138H177ZM190 139H191V138H190ZM60 140L64 141V143H65V142H69V141H67V140H63V139H60ZM69 140H70V139H69ZM83 140H84V139H83ZM101 140H102V139H101ZM108 140H109V139H108ZM113 140H114V139H113ZM127 140H128V139H127ZM170 140H169V141H170ZM175 140H176V139H175ZM175 140H174V141H175ZM97 141H98V140H97ZM119 141H120V140H119ZM167 141H163V142L165 143V142H167ZM172 141H173V140H172ZM172 141H170V142H172ZM177 141H178V140H177ZM180 141H179V142H180ZM184 141H183V143H184ZM193 141H194V140H193ZM193 141L191 140V142H193ZM73 142H74V141H73ZM93 142H94V141H93ZM107 142H108V141H107ZM113 142H114V141H113ZM122 142H123V140H122ZM122 142H120V143H122ZM160 142H161V141H160ZM170 142H168V143H170ZM179 142H178V143H179ZM188 142H189V141H188ZM102 143H103V142H102ZM111 143H112V142H111ZM115 143H116V142H114V146L116 147ZM120 143H119V144H120ZM164 143H162V144L164 145ZM168 143L166 144L167 146H169ZM173 143H174V142H173ZM173 143H171V144H173ZM178 143H177V144H178ZM180 143L182 144V141H181ZM180 143H179V144H180ZM185 143H186V141H185ZM194 143H196V142H193V144H194ZM96 144H97V143H96ZM107 144H108V143H107ZM117 144H118V142H117ZM171 144H170V145H171ZM174 144H176V141H175ZM174 144H173V145H174ZM187 144H188V143H187ZM189 144H190V143H189ZM189 144H188V145H189ZM65 145H66V144H65ZM70 145H71V143H70ZM109 145H110V144H109ZM112 145H113V144H112ZM166 145H165V146H166ZM195 145H197V143L194 144V146H195ZM72 146H73V147H72ZM72 146H70V147L74 148V146H76V144H74V145H72ZM97 146H98V145H97ZM123 146H124V145H123ZM125 146H126V145H125ZM128 146H129V145H128ZM179 146H181V145H178L176 149H179V148H180ZM65 147H67V146H65ZM77 147H78V146H77ZM102 147H103V146H102ZM108 147H109V146H108ZM110 147L115 148V147H113V146H110ZM133 147H135V146H133ZM137 147H138V146H137ZM169 147H170V146H169ZM171 147H172V145H171ZM171 147H170V152L172 151V150H171ZM190 147H191V146H190ZM192 147H193V146H192ZM198 147H199V146H197V147L195 146V148L193 147V148H194L193 151H194V150L196 151V148H198ZM72 148H70V150H71ZM106 148H107V147H106ZM118 148H119V147H118ZM118 148H117V149H118ZM124 148H125V147H124ZM126 148H127V147H126ZM130 148H131V147H130ZM173 148H175V147H173ZM182 148H183V146H182ZM188 148H189V146H188ZM74 149H75V148H74ZM74 149H73V150H74ZM103 149H104V148H103ZM108 149H109V148H108ZM110 149H111V148H110ZM122 149H123V148H122ZM166 149H167V148H166ZM201 149H202V148H201ZM120 150H121V149H120ZM123 150H124V149H123ZM128 150H130V149H128ZM141 150H142V149H141ZM189 150H191V148L188 149V151H189ZM75 151H77L76 153L78 154L79 149H76ZM80 151H81V150H80ZM131 151H133V150H131ZM135 151H136V150H135ZM135 151H133V152H135ZM143 151H145V150H143ZM173 151L176 153V151H178V150L175 151V149H173ZM173 151H172V152H173ZM181 151H182V152H181V155H182L184 150H181ZM197 151H198V150H197ZM197 151H196V152H197ZM199 151H200V150H199ZM199 151H198V152H199ZM67 152H68V151H67ZM71 152H72V151H71ZM170 152H168L169 154L165 153L166 156L169 155V157L171 156V158H172V157L175 158V157L177 156V154L180 152V150H179V152H178L177 154H175V153L173 152V155L175 154L176 156H175V155L172 156V153H171V155H170ZM185 152H186V151H185ZM200 152H202V151H200ZM200 152H199V153H200ZM72 153H73V152H72ZM74 153H75V152H74ZM74 153H73V155H74ZM138 153H139V152L137 151V154H138ZM152 153H153V152H151V154H149V155H152ZM199 153H198V154H199ZM65 154H66V153H65ZM77 154H76V155H77ZM153 154H155V153H153ZM192 154H193V153H192ZM194 154H195V153H194ZM129 155H130V154H129ZM142 155H143V154H142ZM142 155H141V156H142ZM149 155H148V156H149ZM162 155L164 156V154H162ZM189 155H190V153H189ZM189 155H188L189 158H187L188 160H190V156H189ZM200 155H203V154L201 153ZM200 155H199V156H200ZM78 156H79V155H78ZM146 156H147V153H146ZM146 156H143V157H146ZM148 156H147L146 158H148ZM156 156H159V157H160V154H159V155H153L154 158H157ZM163 156H162V157H163ZM166 156H164V157H166ZM191 156H193V155H191ZM194 156H197V155L195 154ZM194 156H193V158H194ZM205 156H206V155H205V153H204V156H203V157H205ZM62 157H63V156H62ZM68 157H69V156H68ZM68 157H67V158H68ZM134 157H136V156L134 155ZM138 157H139V156H138ZM151 157H152V156H151ZM151 157H150V159L148 158V159H149V163H150L151 160H152V162H153V161H156L155 163H157V159H158V161H159L160 159H161V161L164 159V161L166 162L165 158H160V159H159V157H158L157 159H154V160H153V158L151 159ZM178 157H181V156H179V154H178V156H177L175 159L173 158V160L176 161V159H177ZM201 157H202V156H201ZM201 157H200V159H201ZM207 157H208V156H207ZM207 157H206L205 159H208V158H209V157H208V158H207ZM210 157H215V156H210ZM18 158H19V157H18ZM18 158H17V159H18ZM69 158H70V157H69ZM69 158H68V159H69ZM78 158H79V157H78ZM140 158H141V157H140ZM167 158H168V157H167ZM171 158H170V159H171ZM182 158H184V157H181V159L179 158V160H181V162L184 164L185 161H187V160H185V161L183 162V161H182ZM195 158H196V157H195ZM195 158H194V159H195ZM198 158H199V157H198ZM218 158H219V157H218ZM218 158H215L214 160H216V159H218ZM21 159H22V158H21ZM21 159H20L19 161L17 160L18 162H20V164H17V163H15V164H17V166L20 165L19 168H21L22 170H26V171H27L28 169H31L32 166H36V168H37V165H39V164L34 165L35 162H34V163L32 162V166H31V162H28V160L25 161L24 159H23V160L25 161V163H27V165H26L24 162H23V164H22V163H21ZM80 159L82 160V158H80ZM83 159H84V158H83ZM137 159L139 160V158H137ZM148 159H146V161H148ZM202 159H204V158H202ZM220 159H221V158H220ZM3 160H5V159H3ZM23 160H22V161H23ZM74 160H76V159H74ZM78 160H79V159H78ZM78 160H77V161H78ZM140 160H142V158H141ZM168 160H169V159H168ZM210 160H211V158H210ZM17 161H16V162H17ZM68 161H71V160H68ZM161 161H160V162H161ZM164 161H162V162L165 163ZM169 161H170V163H169ZM169 161H167V163H168V164H171L172 160H169ZM175 161H173L172 164H173ZM195 161H196V160H195ZM195 161H194V162H195ZM198 161H199V160H198ZM198 161H197V162H198ZM206 161H209V159H208V160H205L204 162H206ZM217 161H218V160H217ZM223 161H225V160H223ZM223 161H221V162H223ZM6 162H7V161H6ZM8 162H9V161H8ZM85 162H86V161H85ZM85 162H84V163H85ZM201 162H202V160H201ZM212 162H213V161H212ZM212 162H211V163L209 162L210 165L213 164ZM215 162H216V161H215ZM221 162L218 161V162H216V164L219 163L218 166H219L220 164L222 165ZM28 163H29V165L31 166V168H30V166H28ZM73 163H74V162H73ZM79 163H80V162H79ZM147 163H148V162H147ZM167 163H166V164H167ZM187 163H190V168H191V169H192V168H193V169L196 168V166H195V165H196V162H195V164H194V163H192L191 161H187ZM199 163H200V162H199ZM199 163H198V164H199ZM202 163H203V162H202ZM209 163L207 162V163H203V164H206V165L208 164L207 166H208V168H209ZM9 164H10V163H9ZM77 164H78V163H77ZM77 164H76V165H77ZM85 164H86V163H85ZM153 164H154V162H153ZM158 164H159V163H158ZM158 164H157V165H158ZM40 165H41V164H40ZM40 165H39V166H40ZM81 165H82V164H81ZM86 165H87V164H86ZM150 165H151V164H149V166H150ZM187 165H188V164H187ZM199 165H200V164H199ZM214 165H215V164H214ZM226 165H227V163H226ZM10 166H11V165H10ZM39 166H38V168H37L36 170L39 169ZM77 166H79V164H78ZM89 166H90V165H89ZM91 166H92V165H91ZM108 166H109V165H108ZM145 166H146V165H145ZM152 166H153V165H152ZM154 166H155V165H154ZM159 166H160V165H159ZM162 166H163V165H162ZM176 166H177V165H176ZM188 166H189V165H188ZM218 166H217V168H216V170H215V171H216L215 173H216V175H217L218 173H219V175H222V174L220 173L221 171H218V172H217ZM227 166H228V165H227ZM194 167H195V168H194ZM199 167H200V166H198V168H199ZM19 168H18V169H19ZM42 168H43V166L41 165V166H40V170H42ZM44 168H45V167H44ZM81 168H82L81 170H83V166H81ZM87 168H88V166H87ZM98 168H99V166H98ZM100 168H101V167H100ZM109 168H110V166H109ZM147 168H148V166H147ZM177 168H178V166H177ZM190 168H189V169H190ZM198 168H197V169H198ZM210 168H211V166H210ZM210 168H209V169H210ZM212 168H213V165H212ZM34 169H35V168H34ZM34 169H31V170H34ZM73 169H74V168H73ZM76 169H77V168H76V166H75V170H76ZM78 169H79V168H78ZM84 169H85V166H84ZM89 169H91V168L89 167ZM103 169H104V166H103ZM151 169H152V168H151ZM179 169H181V168H179ZM185 169H186V166H185ZM185 169H184V170H185ZM214 169H215V168H213L211 171L209 170V171L211 172L212 176L215 174V173L212 172ZM14 170H15V169H14ZM40 170H38L37 173H38ZM44 170H45V169H43V171H44ZM75 170H74V171H75ZM79 170H80V169H79ZM87 170H88V169H87ZM184 170L181 169V171H183V173H184ZM195 170H196V169H195ZM218 170H219V169H218ZM15 171H16V170H15ZM85 171H86V169H85ZM91 171H92V169H91ZM91 171L89 172L90 174L88 173L89 175H91V173H92V175H93L94 171H92V172H91ZM108 171H109V170H108ZM186 171H187V170H185V172H186ZM193 171H194V170H193ZM196 171H197V170H196ZM198 171H199V170H198ZM198 171H197V172H198ZM19 172H20V169H19ZM33 172L35 173V171H33ZM41 172H42V171H41ZM46 172H47V171H46ZM78 172L80 173V171H77V172H74V174L77 173V175H78ZM81 172H84V171H81ZM100 172H101V169H100ZM173 172H174V171H173ZM210 172L208 173L207 176L204 177V180H205L206 177L210 176V175H209ZM24 173H25V171H24ZM27 173H28V171H27ZM29 173H30V171H29ZM29 173H28V174H29ZM37 173H35V174H37ZM108 173H110V172H108ZM119 173H120V172H119ZM123 173H124V171H123ZM125 173H127V172H125ZM187 173H189V170H188L185 174H187ZM190 173H191V171H190ZM190 173H189V175H191ZM195 173H196V172H195ZM195 173H192L193 176L196 175ZM198 173H199V172H198ZM32 174H33V173H32ZM38 174H40V172H39ZM55 174H56V173H55ZM55 174H54V175H55ZM61 174H62V173H61ZM72 174H73V173H71V175H72ZM74 174H73V175H74ZM81 174H82V173H81ZM81 174H80V175H81ZM180 174H182V173H180ZM185 174H184V176H185ZM194 174H195V175H194ZM199 174H200V173H199ZM199 174H197L198 176H195V177H199ZM33 175H34V174H33ZM62 175H63V174H62ZM65 175H66V174H65ZM123 175H124V174H123ZM127 175H128V173H127ZM19 176H20V174H19ZM23 176H24V175H23ZM27 176H28V175H27ZM66 176H67V175H66ZM75 176H76V175H75ZM84 176H85V174H84ZM84 176H83V177L81 176V177L84 178V179H86L85 183L83 182L84 180H83L82 182H81V181H78V176H77V179L75 178L76 180H73V179H72V180L75 181V182L78 181L79 183H82V185L85 184V186H83L84 188H87L88 186H90V189H91L92 187H94L95 183H96L97 187H98V185H100V184H97V183H98V180L94 179L93 176H89L88 180H87V177L85 176V177H86V178H85ZM96 176H97V175H96ZM96 176H95V178H96ZM99 176H100V175H99ZM99 176H98V177H99ZM105 176H106V175H105ZM121 176H122V175H121ZM132 176H133V175H132ZM186 176H188V175H186ZM212 176H211V177H212ZM214 176H215V175H214ZM25 177H26V176H25ZM42 177H43V176H42ZM92 177H93V178H92ZM113 177H114V176H113ZM195 177H194V178H195ZM221 177H222V176H221ZM221 177L219 178V176H217V177L215 178V179H217V178L219 179V180L217 179V180H218L217 182L220 181V183H221V179H222ZM236 177H237V176H236ZM82 178H80V179L82 180ZM99 178H100V177H99ZM104 178H105V177H103V180L107 181L106 178H105V179H104ZM116 178H117V177H116ZM119 178H120V177H119ZM121 178H122V177H121ZM138 178H139V176H138ZM177 178H178V177H177ZM177 178H176V179H177ZM184 178H185V177H184ZM186 178H187V177H186ZM194 178H192V177L189 176L188 179H193V180H194ZM213 178H214V177H212V178L209 177V180H211V179H213ZM237 178H238V177H237ZM241 178H244V177L241 175ZM241 178L239 177V179H241ZM195 179H196V178H195ZM202 179H203V177H202ZM202 179H201V180H202ZM206 179H207V180H205L204 183H207V182L209 183L208 178H206ZM72 180H71V181H72ZM116 180H118V178H117ZM116 180H115V181H116ZM119 180H120V179H119ZM127 180H128V179H127ZM140 180H141V179H140ZM171 180H172V179H171ZM171 180H170V181H171ZM241 180H242V181H240V180H239V181H240V182H244V181H245V179H244V181H243V179H241ZM115 181H114V182L112 181V182L115 183ZM121 181H122V180H121ZM176 181H177V180H176ZM180 181H181V180H180ZM188 181H190V180H188ZM202 181H203V180H202ZM211 181H212V180H211ZM211 181H210V182H211ZM213 181L215 182V184L213 183ZM213 181H212V186H211V188L216 187V185H217V184H216V180L213 179ZM223 181H224V180H223ZM239 181L236 182V184H234V185L231 186V187H232V188H233L234 186L236 187V185H237V183H239ZM75 182H74V183H75ZM116 182H117V183H120V181H116ZM122 182H124V181H122ZM129 182H130V181H129ZM137 182H138V180H137ZM171 182H172V181H171ZM183 182H184V181H183ZM190 182H191V181H190ZM190 182H189V183H190ZM224 182H225V181H224ZM246 182H247V181H246ZM117 183H116V184H117ZM124 183H125V182H124ZM168 183H169V182H168ZM187 183H188V182H187ZM187 183H186V184H187ZM201 183H202V182H201ZM220 183H218L220 189H218L219 187H218V188L216 187L217 190H219V191H220L221 189L224 188ZM222 183H223V182H222ZM244 183H245V182H244ZM75 184H78V183H75ZM110 184H111V181H110V183H108V185H110ZM116 184H115V186H114V187H116V188H114V189H115L116 191H117V190L119 191L120 189H117L119 184H118L117 186H116ZM126 184H127V182H126L125 184L121 183L120 185L125 186ZM136 184H137V183H136ZM141 184H142V183H141ZM141 184L138 183V185H141ZM143 184H144V183H143ZM178 184H179V183H178ZM209 184H211V183H209ZM225 184H227V183H225ZM239 184H240V183H239ZM246 184H247V183H246ZM78 185H79V184H78ZM82 185H79V186L81 187ZM106 185H107V184H106ZM120 185H119V188H121ZM127 185H129V184H127ZM187 185H188V184H187ZM199 185H200V184H199ZM207 185H208V184H206V186H207ZM214 185H215V186H214ZM223 185H224V183H223ZM240 185H241V184H240ZM240 185H239V186H240ZM244 185H245V184H244ZM244 185H243V183H242V187H243ZM1 186H2V185H1ZM5 186H6V185H5ZM7 186H8V185H7ZM7 186H6V188H9V187H7ZM110 186H111V188L113 189V187H112L113 185L111 184ZM136 186H137V185H136ZM163 186H164V185H163ZM188 186H189V185H188ZM208 186H209V185H208ZM217 186H218V185H217ZM224 186H225V185H224ZM227 186H228V185H226V189H225L223 192H222V190H221L222 193H220V192H216V193H217V194L220 193V195H222V194H223V195L227 194V195H229L230 197H231V195H234V196H235V194H233V193H236V192H237V191L235 190V187H234V192L231 194V193H226V192H229V191H230V190H229V191H226L227 189H229V188H227ZM246 186H247V185H246ZM83 187H82V188H83ZM97 187L92 188L91 191H92L93 189L95 190ZM129 187H130V186H129ZM137 187H138V186H137ZM139 187H140V186H139ZM145 187H146V186H145ZM167 187H168V186H167ZM186 187H187V186H186ZM191 187H194V186H190V188H191ZM221 187H223V188H221ZM228 187H229V186H228ZM242 187H238V188H242ZM244 187H245V186H244ZM82 188H81V190H82ZM122 188H125V187H122ZM152 188H153V187H152ZM152 188H151V189H152ZM182 188H183V187H182ZM182 188H181V190H183L182 193H186L185 191H186L187 189L184 191V188H185V187H184L183 189H182ZM232 188H231V191H232ZM236 188H237V187H236ZM238 188H237V190H239ZM247 188H248V187H247ZM10 189H11V188H10ZM10 189H9V190H10ZM139 189H140V188H138V190H139ZM144 189H145V188H144ZM147 189H148V187H147ZM165 189L168 190V188H166V186H165ZM245 189H246V187H245ZM15 190H16V189H15ZM94 190H93V192H94ZM115 190H113V191L115 192ZM123 190H125V189H123ZM132 190H133V189H132ZM138 190H137V191H138ZM152 190H153V189H152ZM172 190H173V189H172ZM172 190H171V191H172ZM178 190H180V189H177V191H178ZM181 190H180L178 193H175V194H180L181 196L184 195V194L181 193ZM188 190H189V189H188ZM188 190H187V191H188ZM215 190H216V189H215ZM217 190H216V191H217ZM247 190H248V189H247ZM13 191H14V190H13ZM13 191H11V192H13ZM83 191H84V189H83ZM83 191H82V192H83ZM98 191H99V190H98ZM120 191H121V190H120ZM154 191H155V190H154ZM169 191H170V188H169ZM225 191H226V192H225ZM231 191H230V192H231ZM245 191H246V190H245ZM7 192L9 193L10 191L3 189V187H2V188L0 187V198H1V196H6V195L8 194ZM11 192H10V193H11ZM147 192H148V191H147ZM159 192H160V191H159ZM166 192H167V191H166ZM188 192H190V191H188ZM224 192H225V194H224ZM241 192H243L244 195L246 194V193L244 192L243 188H242V190H239V196L242 194ZM249 192H250V191H249ZM16 193H17V192H16ZM116 193L118 194L119 192H116ZM145 193H146V191H145ZM164 193H165V192H164ZM173 193H174V192H173ZM173 193H172V195H173ZM240 193H241V194H240ZM14 194H15V193H14ZM14 194H13V195H14ZM17 194H18V193H17ZM123 194H124V193H123ZM217 194H216V195H217ZM230 194H231V195H230ZM236 194H238V192H237ZM250 194H252V193H250ZM15 195H16V194H15ZM18 195H20V194H18ZM130 195H131V194H130ZM156 195H157V194H156ZM158 195L160 196V194H158ZM168 195H169V193H168ZM172 195H171V196H172ZM186 195H187V193H186ZM189 195H190V194H188V196H189ZM193 195H194V194H193ZM227 195H226V196H227ZM247 195H249V193H248ZM247 195H246V196H247ZM10 196H11V194H10ZM163 196H164V197H167V195H162V197H163ZM175 196H176V195H175ZM190 196H191V195H190ZM217 196H218V195H217ZM217 196H216V197H217ZM226 196H224L223 198H225ZM229 196H227V197H229ZM234 196H233V197H234ZM242 196H243V195H242ZM249 196H250V195H249ZM249 196H248V197H249ZM252 196H253L254 198L256 197V196H254V195H251V199H252ZM6 197H7V196H6ZM11 197H13V196H11ZM14 197H15V196H14ZM18 197H19V196H18ZM29 197H30V195H29ZM31 197H32V196H31ZM156 197H157V196H156ZM162 197H161V198H162ZM209 197H211V196H209ZM209 197H208V198H209ZM213 197L216 198L215 195H214ZM236 197H238V195L235 196L234 198H236ZM9 198H10V197H9ZM26 198H27V197H26ZM127 198H128V197H127ZM170 198H171V197H170ZM170 198L168 197V199H170ZM177 198H178V197H177ZM182 198H183V196H182ZM182 198H181V199H182ZM189 198H190V197H187V199H189ZM192 198H193V197H192ZM199 198H200V197H199ZM208 198H206L205 200H206V201H209L210 203H212V202L210 201V198H209V200H207ZM219 198H220V197H218V199H219ZM223 198H221V199H223ZM241 198H242V197H238L237 199H239L240 201H242V200L244 201V199L242 198V200H241ZM244 198H245V197H244ZM249 198H250V197H249ZM3 199L7 200L6 198H2V200H3ZM12 199H13V198H11L10 200H12ZM19 199L21 200V196H20ZM31 199H32V198H31ZM155 199H156V198H155ZM157 199H158V197H157ZM164 199H165V198H164ZM164 199H163V198H162V199L159 198L160 201L162 200L161 202H166V201H167V204L169 205V203H168V199H167V198H166L167 200H164ZM171 199H172V198H171ZM171 199H170V200H171ZM183 199H184V198H183ZM221 199H219L220 202L217 200V201H218V204L220 203V204H223V206H224L225 204H224V203H221V201H222ZM237 199H236V200H237ZM245 199H247V198H245ZM251 199H250V200H251ZM257 199H258V198H257ZM15 200H16V199L14 198V201H15ZM26 200H27V199H26ZM33 200H34V199H33ZM37 200H38V199H37ZM159 200H157V201H154V200H153L154 202H151V203L153 204V203L156 202V204H157V202H158ZM163 200H164V201H163ZM176 200L178 201L179 198L176 199ZM176 200L173 199L174 202H173L172 200H171V201H172V203H175ZM184 200H186V198H185ZM189 200H190V199H189ZM196 200H197V199H196ZM198 200H199V199H198ZM203 200H204V199H203ZM211 200H212V199H211ZM215 200H216V199H215ZM247 200H248V199H247ZM255 200H256V198H255ZM255 200H254V201H255ZM16 201H17V200H16ZM16 201H15V203H17V202L21 203L20 201H17V202H16ZM23 201H24V199L22 200V202H23ZM27 201H29V200H27ZM30 201H31V200H30ZM35 201H36V199H35ZM145 201H146V200H145ZM145 201H144V202H145ZM151 201H152V200H151ZM171 201H169V202H171ZM180 201H181V200H180ZM180 201H178V203H175V204H177V206H181V205H178V204H180V203L182 202V201H181V202H180ZM190 201H192V200H190ZM213 201H214V200H213ZM251 201H252V200H251ZM254 201H253L252 203H254ZM4 202H6V201H4ZM31 202H32V201H31ZM38 202H39V201H38ZM179 202H180V203H179ZM187 202H188L187 200L184 201L185 204H183V202H182L183 206L185 205L184 208L187 206V204H186ZM203 202H204V201H202V203H203ZM209 202H207L208 205H209ZM223 202H225V200H224ZM232 202H233V201H232ZM232 202H231V203H232ZM237 202H238V200L236 201V204H237V206H238V203H237ZM244 202H245V203H244ZM244 202H242V203H244L247 207L244 206V205H241V202H240V205H241V206H240V205H239V206H240V207H242V206H243V207H246V210L244 209V210H245V211H244L245 214H246V212H248V210H249V213H250V210H251L250 208L252 207L251 205H253V204H248V202H250V201H248L247 203H246V201H244ZM259 202H262V201H259V200H258V203H259ZM263 202H264V201H263ZM263 202H262V203H263ZM7 203H9V201H8ZM36 203H37V201H36ZM36 203H35V204H36ZM45 203H46V202H45ZM54 203H55V202H54ZM142 203H143V202H142ZM159 203H160V202H159ZM191 203H192V202H191ZM191 203H190V204H191ZM202 203L198 204L199 207H200V205H201ZM233 203H234V202H233ZM233 203H232V206H230L231 204H229V206H230V207H233V205L235 204V203H234V204H233ZM250 203H251V202H250ZM255 203H256V201H255ZM255 203H254L253 206H255ZM258 203L256 204V206H257V205H260V203H259V204H258ZM17 204H18V203H17ZM22 204H24L23 206L26 205V207H30V204H28L29 206H27V203H22ZM31 204H32V203H31ZM33 204H34V203H33ZM33 204H32V206H31V209L34 208V207H33ZM38 204H39V203H38ZM38 204H36V205H38ZM41 204H44V201H43V203L41 202ZM143 204H144V203H143ZM146 204H147V202H146ZM148 204H150V201H149ZM152 204H150V205H148V206L150 207ZM156 204H153L154 206H153V207L151 206V207H152V208L156 207ZM160 204H161V203H160ZM164 204L166 205V203H164ZM164 204H163V203L161 204V205H163V208L165 207ZM212 204H213V203H212ZM220 204H219V205H220ZM236 204H235V206H236ZM247 204L250 205L251 207L248 206ZM263 204H264V203H263ZM15 205H16V204H15ZM18 205H19V204H18ZM20 205H21V204H20ZM36 205H35V206H36ZM46 205L49 206V205H51V204H49V205H48V204H44V205H40V206H43L44 209H45V208H46ZM52 205H53V204H52ZM52 205H51V206H52ZM56 205H57V204H56ZM56 205H54V206H56ZM170 205H172V204L170 203ZM188 205H189V203H188ZM194 205H196V204L192 203L190 206L186 207L187 209H184V211H185V210H187V211L189 210V211H190V209L192 210V208H190V207H193ZM198 205H197V207H196V206L193 207L194 212L191 211L190 213L193 212V213L195 214V213L197 212V211H195V210H197L196 208H198ZM203 205H204V203H203ZM203 205H202V206H203ZM219 205H218V206H219ZM40 206H39V207H40ZM183 206H181L180 208L177 207V209L179 208L178 210L171 209L170 206H167V205H166V208L169 207L171 210H174V211L169 210V212H171V213H173V214H175V213L177 212V213H178V216H181L182 213H183V215L186 217V216H188L187 214H189V213H187V211H186V212H183V211H182V210H183ZM202 206H201V208H198V210L201 209V211H198V212H199V215H200L201 218L199 217V215H198L197 217H198V219H199L201 222L204 221L205 223H209V224L211 225V224L213 223L212 220H210V219H205V217H206L205 215H206L207 213L209 214L210 210H208V209H212V208H208V207H206V210L209 211V212L207 211V213H206V212L204 211V209H205L204 207H203V211H202ZM204 206H206V205H204ZM220 206H221V205H220ZM223 206H221V207L223 208ZM227 206H228V205H227ZM235 206L233 207L234 210H235ZM237 206H236V207H237ZM239 206H238V208H236V209H239V208H240ZM256 206H255L254 208H256ZM15 207H16V206H15ZM21 207H22V206H21ZM26 207H24V209H23L24 211H26V209H27ZM32 207H33V208H32ZM39 207L37 206L38 210H35V209H34V210H35L34 213H33V212H30L29 210H27L28 212H30V213H32V214L34 215V216H33V215L31 214V216L29 215V217H32V216H33V217H35V219L38 220V223H37V224H39V226L36 224L37 227H38V229H39V227H40V225H41L43 228L46 227L47 230H48V228H49V230H50V229L52 230V228L50 227V226L52 225V222H51V221H53V224H55V223H60V222H61V225H62V227H63V223H62V221H61L62 219H60L59 222H58L57 220H59V216L63 215V214H60V212H63V211L65 210V208H63L62 206H59V207H62V209H63V210L60 211L59 207H57V206H56V208H58V209H56V208L54 209L53 207H50V206H49V209L47 208V211H46V210H42V209L39 210V209H40ZM159 207H160V206L156 207V209H158ZM161 207H162V206H161ZM175 207H176V206H175ZM210 207H211V206H210ZM224 207H225V206H224ZM230 207H228V208H230ZM249 207H250V208H249ZM259 207L261 208L262 205H260ZM259 207L256 208V209H253V207H252V210H251V211H252L253 213H255V210L260 209ZM17 208H19V207H17ZM22 208H23V207H22ZM163 208H162V209H163ZM181 208H182V209H181ZM189 208H190V209H189ZM194 208H195V209H194ZM207 208H208V209H207ZM217 208H218V207H217ZM222 208L220 209V210H221V212H220L221 214L224 215V213H227V214H228V212L231 213V210L228 211L229 209H228V210L226 209V212H225V210H224L225 208H223V209H222ZM226 208H227V207H226ZM233 208H232V209H233ZM262 208H263V207H262ZM262 208H261V209H262ZM31 209H30V210H31ZM142 209H143V208H142ZM230 209H231V208H230ZM241 209H242V208H241ZM263 209H264V208H263ZM263 209H262V210H263ZM133 210H134V209H133ZM151 210H152V209H151ZM158 210H159V209H158ZM163 210H166V209H163ZM163 210H162V211L160 210V212H161L160 214H161L162 216L159 215V217L161 216V218H163V214H162ZM217 210H218V209H217ZM223 210H224V211H223ZM234 210H233L232 212H233L234 214H236V212H234ZM242 210H243V209H242ZM253 210H254V211H253ZM262 210H260V212L257 210L258 213H257V211H256V213H255V214H258V218H259V220H260L261 222L264 221V212H263L264 210H263V211H262ZM27 211H26V213H27V214H30V213H28ZM36 211H37V212H36ZM66 211H67V210H65L63 213H65ZM68 211H70V210H68ZM135 211H137V209L134 210V211H132V212L135 213ZM139 211H140V209H139ZM139 211H137L136 213L139 214V213H140ZM143 211H144V210H141V213H143ZM175 211H176V212H175ZM227 211H228V212H227ZM235 211H238V210H235ZM72 212H73V210H72ZM138 212H139V213H138ZM144 212H147V211H144ZM181 212H182V213H181ZM198 212H197L196 214H198ZM200 212H201V213H200ZM202 212L205 214V215L203 214L204 217L201 216V215H202ZM240 212H241V211H240ZM240 212H239V214L241 215L242 213H240ZM242 212H243V211H242ZM252 212H251V213H252ZM70 213H71V212H70ZM70 213H69V212H66L65 214H69V215H70ZM76 213H77V212H75V214H76ZM136 213H135V214H136ZM141 213H140L141 216H139V218L142 217V214H141ZM148 213H149V212H148ZM158 213H159V211H158ZM163 213H164V214H165V213L167 214L168 211H167V212H163ZM180 213H181V214H180ZM184 213H186V214H184ZM193 213H192V214H193ZM218 213H219V212H218ZM237 213H238V212H237ZM251 213L249 214V217L252 215ZM65 214L63 215L64 217L66 216ZM146 214H147V213H146ZM179 214H180V215H179ZM210 214H211V213H210ZM227 214H226L225 216H223V217L226 218V216H228V218H229V215H231V214H229V215H227ZM239 214H238V215H239ZM245 214L243 213L242 215H244V217H245ZM247 214H248V213H247ZM247 214H246V216L248 217ZM255 214H253V215H255ZM50 215H51V216H50ZM53 215H56V216L58 217V219H56V218H55L56 216L54 217ZM78 215H79V216H77V214H76V215L73 216V217H70V216L67 215V216H66V218L68 217V218H67V221L72 220V218H74V217H76V220H77V217H78V222H80V223L76 222V221L74 220L75 218H74L73 220L75 221V223H78V224L82 225V224H81V221H79V219L82 220V218H81L82 215H80V214H78ZM143 215H144V214H143ZM148 215H149V214H148ZM148 215H146L147 217H145V218H149V220H148V219H147L148 221L145 220V219H143V220H145V221H147V222L150 223V220H151V219H150V218H151V214L149 215L150 217H149ZM167 215L169 216V217H168V220H167V217H166ZM167 215H166L164 218H166L167 222H169L168 224L172 225V223H170V221H171L170 219L172 218V217H171L172 214H171V215H170V214H167ZM183 215L181 216L182 218L184 217ZM189 215L192 217L191 214H189ZM232 215H233V214H232ZM232 215H231V218H230V219L233 221L232 223H234V221H235L234 219H235V218L233 217L234 219H232ZM236 215H237V214H236ZM240 215H239V216H240ZM242 215L240 216L241 219H242V217H243ZM253 215H252V216H253ZM49 216H50L52 219L55 218L56 221H55V220H50V217H49ZM80 216H81V217H80ZM172 216H173V215H172ZM175 216H177V215L175 214ZM178 216H177V217H178ZM190 216H188V218H189ZM195 216H196V215H195ZM195 216L193 215L194 218H195ZM207 216H208V215H207ZM220 216L222 217V215H220ZM234 216H235V215H234ZM33 217H32V219H33L34 221H36ZM69 217H70L71 219H69ZM79 217H80V218H79ZM170 217H171V218H170ZM209 217H210V215H209L208 217H206V218H209ZM240 217H239V218H240ZM247 217H245V220H246ZM249 217H248V219H249ZM253 217H255V216H253ZM253 217H252V218H253ZM60 218H62V216H61ZM143 218H144V217H143ZM169 218H170V219H169ZM186 218H187V217H186ZM194 218H192V220H194ZM225 218H224V219H225ZM252 218H251V219H252ZM63 219H64V218H63ZM68 219H69V220H68ZM153 219H155L154 216H153L152 221H151L152 224L154 223V222H153V221H154ZM174 219H176V218H174ZM177 219H180V218H177ZM183 219H185V218H183ZM189 219H190V218H189ZM198 219H197V220H198ZM201 219H202V220H201ZM33 220H32V221H33ZM65 220H66V219H65ZM65 220H64V222H65ZM155 220H157V219H155ZM162 220H164V219H162ZM169 220H170V221H169ZM187 220H188V219H187ZM190 220H191V219H190ZM190 220H188L187 223L190 222ZM192 220H191V222L194 223L195 220H196V218H195L194 221H192ZM197 220H196V222H195V225H198V224H196V223H197ZM199 220H198V222H199V224H200V221H199ZM226 220H227V219H226ZM226 220H224V222H225ZM243 220H244V219H243ZM259 220H258V221H259ZM54 221H55V222H54ZM83 221H84V223H83L84 225L89 224V223H85V219H84ZM83 221H82V222H83ZM173 221H174V220H173ZM185 221H186V220H184L183 223H185ZM221 221H222V219L220 220V222H221ZM253 221H254V220H253ZM260 221H259V223H260ZM36 222H37V221H36ZM72 222H73V221H72ZM72 222H70V223H72ZM156 222H157L156 225H158L159 222H158V221H155V223H156ZM167 222H165V223H167ZM171 222H172V221H171ZM178 222H180L181 224H183L180 220H179V221H177V220L175 221L176 224H178ZM191 222H190V224H191ZM224 222L222 223L223 226H224V225H225V226L227 225V226L230 227V225L228 224V222H227V224L224 223ZM249 222H250V221H249ZM256 222H257V221H256ZM256 222H255V223H256ZM33 223H34V222H33ZM66 223H67V222H66ZM66 223H65V224H66ZM155 223H154V224H155ZM175 223L173 222L174 225H175ZM232 223H231V224H232ZM257 223H258V222H257ZM65 224H64V225H65ZM73 224H74V222H73ZM168 224H167V226H168ZM181 224H180V225L178 224V226H181V227L183 226V227H185V226H184L185 224H184V225H181ZM188 224H189V223H188ZM188 224H187V225H188ZM190 224H189V226H190ZM202 224H203V223H201L200 225H198V227H201ZM68 225H69V224H68ZM93 225H94V223H93ZM170 225H169L168 227H170ZM187 225H186V226H187ZM192 225H193V224H191V226H192ZM204 225H206V224H203V226H204ZM232 225H234V224H232ZM232 225H231L230 228L226 226L227 228H229V229H228V232L225 231V230H223V232H226V235H228L227 233H229V230L232 229V227H233ZM256 225H258V226L260 227L261 225H264V222H263L262 224H256ZM34 226H35V225H34ZM34 226H33V227H34ZM59 226H60V224H59ZM71 226L74 227V225H71ZM77 226H79V225H77ZM90 226H91V225H90ZM161 226H162V225H161ZM167 226H166V227H167ZM42 227H41L40 229H42ZM54 227H56V225L53 226V230H52V231L56 232V231L54 230ZM60 227H61V226H60ZM60 227H59V228H60ZM62 227L60 228L61 231H62ZM64 227L66 228V226H64ZM88 227H89V226H88ZM92 227H93V226H92ZM96 227H97V225H96ZM183 227H182V228H183ZM187 227H188V226H187ZM193 227H195V226L193 225L191 228H190V227H188V228H189L190 230H192ZM198 227L196 228L197 230H199ZM204 227H205V226H204ZM206 227H207V226H206ZM206 227H205V229H206ZM235 227H236L237 229H236ZM235 227H233V228H234L236 231H238L239 233L242 232V231H241L242 228L239 227L240 229H238V226H236V225H235ZM34 228H35V227H34ZM163 228H164V227H163ZM176 228L179 230V227L176 226ZM212 228H213V227H212ZM223 228H225V227H223ZM260 228H261V227H260ZM262 228H263V227H262ZM262 228H261V229H262ZM55 229L57 230L58 228L56 227ZM60 229H58V230L60 231ZM67 229H68V230H67ZM99 229H100V228H99ZM99 229H98V230H99ZM165 229L167 230V228H164V230H165ZM168 229H169V228H168ZM171 229H172V230L175 229V228H173V225H172ZM184 229H186V228H184ZM194 229H195V228H194ZM194 229H193V230H194ZM196 229H195V230H196ZM201 229H202V228H201ZM201 229H200V230H201ZM234 229H232V230L234 231ZM244 229H245V228H244ZM261 229H260V230H261ZM263 229H264V228H263ZM263 229H262V231H264ZM42 230H44V229H42ZM42 230H41V231H42ZM45 230H46V229H45ZM45 230H44V231H45ZM47 230H46V231H47ZM49 230H48V232H49ZM71 230H72V229H71L70 227H69V228L67 227V228L65 229V231H69V232H71ZM175 230H176V229H175ZM181 230H183V229L180 228L179 231L182 232ZM190 230H187V229H186V230H184L183 232H185V231L189 232ZM193 230H192V233H193ZM195 230H194V231H195ZM211 230H212V229H211ZM214 230H215V229H214ZM214 230H213V231H214ZM226 230H227V229H226ZM232 230H231L230 232H233ZM239 230H240V231H239ZM260 230H259V232H260ZM17 231H18V230H17ZM52 231L49 232V233L47 232L46 234H50V233H52ZM61 231H60V233H61ZM65 231L63 232V234L65 233ZM95 231H96V230H95ZM95 231H94V232H95ZM179 231H178V233H175V234H179ZM207 231H210V230H207ZM236 231H234V232L236 233V234H235V237H237L236 235H238ZM245 231H246V230H245ZM254 231H255V230H254ZM262 231H261V233H264V232H262ZM18 232H19V231H18ZM23 232H25V231H22L23 238H25V239H27V240H31V238H30L31 236L29 237V235H30L31 233H29V232L27 231V233H28V236H27L26 232H25V234H24ZM57 232H58V231H57ZM90 232H91V230H90ZM165 232H167V231H165ZM187 232H186V233H187ZM234 232H233V233H234ZM243 232H244V231H243ZM246 232H247V231H246ZM259 232H257L258 235L256 236V238H259L260 236L263 237L262 234L259 233ZM20 233H21V232H20ZM72 233H73V232H72ZM72 233H71V234H72ZM91 233H93V232H91ZM125 233H126V232H125ZM171 233H172V232H171ZM195 233L198 234V233H200V232H198V231L196 232V231H195ZM213 233H214V232H212V234H213ZM244 233H245V232H244ZM244 233H241V234L244 235ZM247 233H250V232L248 231ZM252 233H254V232H252ZM252 233H250V234L255 236L256 233H255V234H252ZM13 234H16V233H13ZM44 234H45V233H43V235H44ZM46 234H45V236H46ZM53 234H54V233H53ZM53 234H51V235H53ZM63 234H62V235H63ZM65 234H66V233H65ZM65 234H64V237H66ZM95 234H96V233H95ZM189 234H190V233H189ZM209 234H210V236H213V235H211V231H210ZM230 234H231L232 236L230 235V236H228V237H234V235H233L232 233H230ZM241 234H240V237H239V235H238V238H237V239H240V238H241V239H240L241 241L239 240V243H241L243 239H244V241H247V237H248V238L250 237V235L247 234V235H246L247 237H246V239H245V237L242 235V236L244 237V238L242 239ZM260 234H261V235H260ZM17 235H20V234L17 233ZM43 235H42V236H43ZM55 235H56V233H55ZM58 235H59V234H58ZM58 235H57L56 238H53V236H49V235H48V236L45 237V238H43V237L41 236V239H42V240H39L40 238H39V239H38V238H37V239L35 238V240H34V241L38 240L39 242L36 241L37 244H38V245L36 244L37 247H40V248L43 250V253L45 252V254H47V256H49V258H51V260L53 259V261H56L58 264H71L72 262H74V261H73L74 259L76 260L77 257H78V258H79V257L81 258V257L83 256V258H84L85 255H86L87 257L90 256V258H91L92 256H93V257L95 256V257H97V258H100V256H101V258H102L104 255H106L105 248H106V246L108 247V245L104 246V247H103L104 249H102V248H100V247H99V248H98V247L96 248V246H100V244H99V245H96V246H94L95 249H96V250H95L94 248H92L93 246H91L92 243H89V244L87 243L88 245L85 246L86 243L83 244L82 242H80V240L78 241V240H77L78 237H77V239L75 238L77 235L74 236V239H75V240H74V239L72 238L73 235H74V233L71 235L72 237L70 236V234L68 235V233H67V235H68L69 237L72 238L71 240H69L68 238H63V236H62L61 239H59V236H60V235H59V236H58ZM92 235H93V234H92ZM199 235H201V234H199ZM248 235H249V236H248ZM129 236H130V235H129ZM217 236H218V235H217ZM254 236H251V237L253 238ZM15 237H16V236H15ZM32 237H33V236H32ZM54 237H55V236H54ZM60 237H61V236H60ZM215 237H216V236H215ZM251 237H250V238H251ZM261 237H260V239H261ZM33 238H34V237H33ZM57 238H58V239H57ZM211 238H212V237H211ZM218 238H219V237H218ZM218 238L215 239V241H218ZM252 238H251V240H252ZM263 238H264V237H263ZM213 239H214V238H213ZM32 240H33V239H32ZM73 240H74V241H73ZM128 240H129V239H128ZM133 240H134V241H133L132 244H134V242L137 241V240H135V239H133ZM219 240H220V239H219ZM251 240H250V241H251ZM261 240H262V239H261ZM76 241H78V242H80V243H78V242H76ZM111 241H112V240H111ZM32 242H33V241H32ZM32 242H31V243H32ZM109 242H110V241H109ZM109 242H108V243H109ZM112 242H113V241H112ZM138 242H139V241H138ZM138 242H136V243L138 244ZM33 243H35V242H33ZM104 243H105V241L103 242V244H104ZM108 243H106V244H108ZM136 243H135V244H136ZM139 243H140V242H139ZM220 243H222V242H220ZM239 243H238V244H239ZM247 243H248V241H247L245 244L242 242V244H244V245H246ZM253 243H254V242H253ZM261 243H262V242H261ZM94 244H95V243H94ZM94 244H93V245H94ZM103 244H101V246H103ZM141 244H145V243H140V246H141ZM248 244H251V243L249 242ZM248 244H247V245H248ZM256 244H257V245H256L257 247H258V244L261 245L259 242L256 243ZM263 244H264V243H263ZM36 245H35V246H36ZM89 245H90V246H89ZM104 245H105V244H104ZM113 245H114V243H113ZM113 245L111 246V243H109V248H108V249H111V248L113 247ZM145 245H146V244H145ZM145 245H143V246L145 247ZM247 245H246V246H247ZM251 245H252V244H251ZM251 245H249V248H250ZM88 246H89V247H88ZM140 246L137 245V247H140ZM256 246H255L254 248H257ZM110 247H111V248H110ZM114 247H115V246H114ZM135 247H136V245H135ZM135 247H134V248H135ZM141 247H142V246H141ZM240 247H241V246H240ZM243 247H244V246H243ZM260 247H261V246H260ZM260 247H259V249H260ZM134 248H133V249H134ZM241 248H242V247H241ZM254 248H253V245H252V249H253V250H256V251L258 252L257 254H259V249H254ZM41 249H40V250H41ZM100 249H101V250H100ZM263 249H264V247H263V245H262V248H261V255H262V256H261V257L264 259V251H262ZM42 250H41V251H42ZM138 250H139V248H138V249L136 248L137 253H138V252L140 253V250L142 251L143 249L140 248V250H139V251H138ZM146 250H148V246H147V248H144V251H142V254H143V252L145 253V254H143V256H144V255H145V256H148V254L150 253V251L148 250L149 253L146 255V252H145ZM198 250H199V248H198L197 250L195 249V251H197V253H194L195 256L198 255V253H199V251H200V250H199V251H198ZM106 251H107V249H106ZM110 251H111V250H110ZM110 251H108V252H110ZM148 251H147V252H148ZM205 251H206V250H205ZM104 252H105V254H104ZM108 252H107V254H108ZM113 252L115 253L114 248H113L112 252H110V253H112V254L106 255L107 258H108L110 255H112V256L114 255L116 258H118V254H117V255H116V254H113ZM153 252H154V251H153ZM241 252H242V251H241ZM242 253H243V252H242ZM244 253H245V252H244ZM205 254H206V253H205ZM251 254H252V253H251ZM257 254H255V255H257ZM88 255H89V256H88ZM102 255H103V256H102ZM190 255H191V254H190ZM194 255H193V256H194ZM247 255H248V254H247ZM247 255H246L245 258H247ZM114 256H113V257H114ZM186 256H188V255H185V253H184V257H185V258H184V259L181 258V259H183V260H180V261L183 262V261L186 259ZM191 256H192V255H191ZM195 256H194V257H195ZM199 256H200V254H199ZM249 256H250V254H249ZM249 256H248L247 259H249ZM87 257H85V259H86ZM159 257H161V256H159ZM164 257H166V256H164ZM194 257H193V258H194ZM197 257H198V256H197ZM197 257H195V259H196ZM200 257H201V256H200ZM200 257H199V262L201 261L202 263H204L202 260H200ZM205 257H206V256H205ZM251 257H252V259H253L254 256L251 255ZM251 257H250V259H251ZM258 257H259V256H258ZM78 258H77V259H78ZM80 258H79V259H80ZM83 258H81V259H83ZM97 258H96V259H97ZM104 258H106V257L104 256ZM107 258H106V259H107ZM121 258H122V256H120L119 259H121ZM166 258H167V257H166ZM173 258H175V259H173V262H174V260L176 261V258H179V259H180V257H176V256L173 257ZM111 259H112L113 262L115 261L114 258L111 257ZM113 259H114V260H113ZM124 259H125V258H124ZM162 259H164L163 256H162ZM168 259H169V257H168ZM168 259H167L166 261H165V259H164V261H162V260H160V261H162V264H163V263L167 262ZM179 259H178L177 261H179ZM189 259H190V258H189ZM189 259H188V260H189ZM203 259H205V258H203ZM250 259H249V261L247 260L248 263H252V259H251V260H250ZM258 259H260V258H256V260H258ZM109 260H110V257H109ZM116 260H117V259H116ZM169 260H170V259H169ZM188 260H187V261H188ZM205 260H206V259H205ZM126 261H127V260H125V262H126ZM187 261H184V262L189 263V261H188V262H187ZM190 261H191V264H194V262H196L195 264H197V261H198V260H195V261H194V259H192V257H191ZM193 261H194V262H193ZM253 261H255V260H253ZM70 262H71V263H70ZM75 262H76V261H75ZM77 262H78V260H77ZM170 262H171V261H170ZM205 262H206V261H205ZM222 262H223V261H222ZM226 262H227V261H226ZM226 262H225V263H226ZM258 262H259V261H258ZM261 262H262V261H261ZM261 262H259V264H260ZM117 263H118V264H124V262L121 261V260H117ZM128 263H129V262H127V264H128ZM157 263H158V262H155V264H157ZM171 263H172V262H171ZM178 263L181 264L180 262H175V264H178ZM125 264H126V263H125ZM159 264H161V263H159ZM165 264H166V263H165ZM172 264H174V263H172ZM182 264H185V263H182ZM189 264H190V263H189ZM199 264H201V263H199ZM221 264H222V263H221ZM228 264H229V262H228ZM261 264H262V263H261Z\"/></svg>",
	"mask_w": 264,
	"mask_h": 264
}]
</instances>
